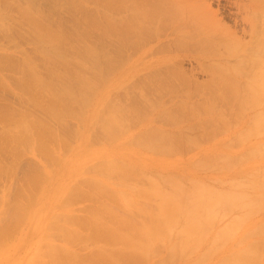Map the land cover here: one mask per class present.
I'll return each instance as SVG.
<instances>
[{
  "label": "bare ground",
  "instance_id": "6f19581e",
  "mask_svg": "<svg viewBox=\"0 0 264 264\" xmlns=\"http://www.w3.org/2000/svg\"><path fill=\"white\" fill-rule=\"evenodd\" d=\"M54 1H56V0H54ZM63 1H65V0H63ZM69 1H71V3H72V0H69ZM101 1L106 3V5H103L104 9L106 8V10H102L103 8L101 9L99 7L100 5H97L98 7L97 6L95 7V8H99L100 9L99 15L96 14L97 10H93V11H96L95 14L98 15L97 16L98 19L96 17L95 18L91 17L93 15V13H94V12H92V15H88L87 14L88 17L90 16L89 18L86 15H84V17L87 18L84 21L85 24H83L82 22H78L79 19H77L78 21L75 19L77 22L75 21L74 26H72L70 28L67 26L68 23L66 25L65 22H64V24H63V22H61V25H59V23H57L58 25L55 26V23L57 21L56 22H52L53 20L51 21V19L53 17H51V16L48 17V15H50V11H48L49 13L47 12L48 15L46 16L45 13H42L43 11L41 12L42 14L40 12H38V9H37V11H34V9H32L34 7V5H32L33 7L31 6L32 8L30 7L31 4L27 5L25 3H23L25 5H22V6H19V7L17 6L18 10H19L18 12H20L22 14V15L21 14L20 15L23 16V18H24L23 20H25V23L28 25L27 27L29 28V30H27V31L30 32V34H29L31 36L30 39H31L32 42L35 43V52L37 53L36 55L37 56L39 55L40 58H41L40 62L42 61V65L44 67V72L43 73L38 69L37 64H35L33 62V61H35L36 57H34L35 59L32 61L33 58L30 59L29 56L27 58V56L24 55L25 58L22 57L23 60L21 59L22 60L21 61L22 63H21L20 61H18V59L20 57V55H18L19 57L16 60L19 62V64H20L19 65V64L11 62V60H13V58L8 55L9 52H7V53H5V51L0 52V67H2L1 65H4L3 62H5V64H6V68L5 69L6 70H9L11 68V65H12V68H13V66H15V70L17 68V70L21 71V76L20 75L17 76V74L16 75L13 74L14 70L10 69V70H12L11 75H14V77L15 76L18 77L17 81H16V85H14V83H15L14 81H11L10 85L14 86L13 88H15L16 86L18 87L17 84H19L20 87L24 88V91L26 92L25 96H26L27 100L29 102H31V104L34 107L39 108L43 112V114H46L47 116H50L52 119H54L53 123H52V121H50V119H48L49 120L48 121L49 124L47 126L46 125L47 123L45 124V122H47V121L44 120L45 121L44 122L43 119H41L40 116H39L40 117L39 118L38 116L36 117V116H33V115L29 114V113L28 114L27 113H25V114L24 113H20L18 115L16 114V117L14 118L13 123H12L11 116L8 117L9 120L7 122V120H6L7 118H6V116L4 117V115H5L4 114L2 116V117H4L3 118L4 120L2 121V119H1L0 121L5 123L6 128H5V126L1 125V124H3L1 122L0 123V125H1L0 126V130H2V128L3 129L5 128V130H2L4 132V134L2 132L3 136L0 135L2 137L0 143L1 144L5 143L4 144L5 147H6L7 143L9 144V147H11L12 145L15 147V145L19 141H24L23 142L24 145L25 144L26 145L29 144L28 146L34 144L33 146H34L35 150H37V148H38L40 151L41 150L43 151V152H41L42 154L48 153V155H45V156L55 157V160H52V158H48V157H46V159H45V157H43L42 154H40V151H39V153H36L37 156L40 154V156H38L39 158L43 157L42 158L43 162H44V160H46L44 163H48V165L51 166L52 163H49L51 161L49 160V162H48V159H51L53 163L57 164V161H58L57 159L59 157L56 158L57 157V154H55L56 150L55 151L53 150L54 152H51L52 154H50V150L52 151L50 146H52V147L56 146L55 145L56 142H54V146L52 144L50 145L48 142L51 141L50 139L52 137L50 139H48L47 136H53L54 140H56L55 138H58L60 140V145H64L63 143L66 141V139H68L69 136H73V134L72 135H66V133H65V135L67 137H65V139L62 141V144H61V139L60 138L65 136L64 133H63L65 131L64 130L61 131L62 128H64V127H62L61 125L64 124L63 123V122H65L64 120L66 118H68L69 116L78 119V121L80 122V123H77L79 128H76V125H75V128L77 129V131L76 132L72 131L74 133V135H77L76 133L81 129V132H80L81 134L79 133V135H82V134L86 133L87 134L86 137L90 138V139L88 138V144H89V141H92L91 143H93V141H95V139H99V138L103 139L104 137L106 138L105 140L108 139L109 141L110 140L113 141V142L115 141V143L117 144V142L120 141V138H121V135L123 134V132L125 134L124 130H126V128H128L130 126V125L128 126V124H129V121L131 119L130 118L131 115L136 114L138 117L141 118V120L142 119L145 120L144 121L145 122L144 125H141V128L144 127L143 130L141 129L140 131H138L137 132L138 134L137 133L134 134V133L128 132V130H127L124 142H121V141L119 142V146H121V148L123 149V152H121L120 154L117 153V155L120 156L122 153H124L122 156L116 158V157H113V156H109L107 154L106 156H101L99 159H97L95 157L97 159L95 161H97V162L94 161L95 163H93V165H92L93 169H94V174H92L90 176H89V174L85 175V170L83 168H81V167L76 168V167H78V166H76L75 167L76 170H73V173L70 172V173H72V174H70L72 176L69 178L70 180H72L70 183L69 182L62 183V182L59 181L61 184L57 185V187L55 186V190L53 191V193H54L53 194V199H55V200H54L52 206L48 209L49 211L47 212V210H46L47 213L45 212L46 215L44 217L41 216V210L42 209L39 210L37 212V214L35 215L36 216L35 220H37V225H36L35 229H33V233H34V235L37 238V242L34 244L35 245L34 250L29 251L28 252L29 254H27L26 256L24 255L25 258L23 257L24 260H23L22 264H98V261H101V262H103L105 264H149L151 261H153L154 264H170L173 261L176 262V260H178V262H179V260L181 261L179 264H181V263L182 264H264V255H262V253H261V251H263L262 249H264L263 248L264 247V214H262V217L259 218V219L250 218L251 213H253L254 211L255 212L253 214H255L256 211H258V210H263V213H264V171L261 170V171H263V174L258 172L261 176L257 175V177H254L255 175L253 176L252 173L254 171H256L255 168L257 170H258V168L256 166L252 167L245 160V159H250V158H246V157H250V156H251V158L253 160L254 157H256V156L252 157V155H256V153L260 152V150H264L263 149L264 147H262V149H260V150L258 149V148H261V146L263 145L264 141H263V143H261L262 141H258L257 142L258 144L261 143V145L258 146V147H256L257 143L252 144V145L256 144L254 146V147H256V151H255L256 153L255 154H252V153H254V150H255V149H252L253 146L250 147V150L251 149L253 150V151L251 150V152H249L250 150H246L247 147L245 148V151H248V152H246L247 154L244 152V149L242 151H240L241 155H240V153H235V152H231V153L230 152L229 153H225L224 152V154H222L219 151V149H221L222 146L224 147L229 140L226 141V142L223 141L224 142V144H223V142L222 143L219 142L220 140L218 139V142L221 143L220 146H216L215 148H213V146H214L213 145L211 147L213 149L210 150L208 153H203V151H202L203 154H201V155H203V156L200 155L201 151L198 152L201 157L200 156L199 157L196 156L195 159H191L190 161L188 159L187 160L185 159L184 161L186 162V164L183 165V166H181L182 164L180 163V161L178 159L176 161H174V159L176 158L175 156H174V158L172 157L173 153L175 155H178L179 154L178 152H181L182 149L185 148L186 146H188V148H185L187 150V149H189V147L192 148V146L195 145L197 138L196 137L192 138L191 134L188 135L191 130L195 134L193 128H196V129L200 128L198 126H203V127H206V128L210 127L211 125L214 126L213 124L216 123L215 121H218V120L222 121V117L223 116L225 118V115L222 116V113H221L220 110L215 109V107L218 106L217 105L218 103H216V106H215V105H213V101L215 102L217 99L218 100L221 99V100H224V101L225 100L228 101L229 102L228 105H230V104L233 105V103H235V106L237 105L236 107H238V108H240L242 110L241 111L240 109L239 110L237 109L236 112L239 114V112L241 111L242 114L241 113L240 114L244 115L243 112H244V110H246V108L242 109V107L246 105V104L244 105V100H243V96H242V94H243L242 91H244V90L241 89L242 91L239 92L238 90H239L240 87H238V89L236 90V88H237L236 86L238 85V83L236 81V84H237L236 85L235 82H234L235 80H237L238 77H240L239 76L240 74H238V77L236 78L235 77L236 73H234V71H236V70L239 71L240 70L239 69V65L236 64L239 70L237 69V67H235V70L233 69L234 71L232 70V66H230L231 67L230 70H232V72L234 74L228 72L229 74L227 75V73L225 74L224 70L217 71V69L222 67V65H223L222 62H217L216 61L217 63L214 62L215 64H213V61L211 62L210 59L208 61H206V62H208V64L212 63V65L211 64L209 65V66H211L210 69H208L209 72H211V74H212V76L209 75L211 77V80L209 79L210 78L209 77V78H207L204 81V82H206V81L208 82V83H206L205 87L208 88L210 91H209V94L206 97V99H203V101H201L200 103L196 102L195 104L194 103L192 104V102L190 103V102H187V101H183V100H186V99L181 100V98H180L181 102L183 101L181 103V105H180L179 100L176 101L175 103H174V101H171V105L169 104L171 106V108L174 106V104H175L174 107H176L177 104H178V106L176 108L168 109L169 108L168 106L166 107L167 109L166 108H161V106L162 105L164 106V104L161 103V106H160L158 104V102H160L159 99H158V102H157V104L159 106L157 104H155L156 101H157L155 99L158 97V94H157V97L154 98V102L155 103L152 102V101L151 102L153 103L155 108L159 107L158 108L159 110L160 109H163V110L166 109L167 111H163L162 110L163 114H166L167 117L169 119H171L172 123L174 124V125L173 124L169 125V128L167 127V128L164 129V127H162L164 130L161 128V126H159L160 128L159 127H153V126H158L157 124L159 122V121L156 122L157 121L156 120L155 122L157 124H155V125H154V123H152L153 125L151 124V121L152 120L154 121V119H155L154 115H151V116L154 117V119H152L151 116H150V118H149V116H148V118H145L146 115H142V113H144V112H142L140 110L142 112L141 113L139 111V109H137V107H139L141 105V103L138 105V103H139L138 101H137L138 103H136L138 106L137 105H133L136 108H134L131 105L133 109L130 106L128 108V105L134 104L135 101L133 103L131 102L128 105L126 104L125 106H127V107H125L123 104L122 105L120 104L121 106L119 104H117V106L114 105V104H109V102L107 101L108 92L110 94V90L113 89V88H116L118 86L120 87L119 89H121V87L123 85H126V82H125L126 79H124L125 84H124L123 81H120V82H122V84H121L122 86L119 85L120 82H116V83L114 82V83L111 84V86H108L109 84H107V82H103L102 87H101V89L103 90L102 95L100 97L101 99L97 97V93H96L97 92L96 86L98 84H100V82L102 83V81H103L102 79H105V77H106V80H107V76H108V74H110L109 73L110 71L112 72L114 69L118 70L117 65H119V63H118L119 60L122 62V60L120 59L121 57L114 56L115 58H119V60L115 59V61L117 60V62L115 63L114 59L112 58L113 56H111V55H115V53H116L117 55L122 56L123 52L121 53L120 49L122 47H124V46L126 47V45H130L131 40H132L130 38V34L134 33L135 31H136L135 33H137L138 30H139V32L143 33L145 30H147V28H149V30H150V26H152V25L148 26L149 22L151 24H153L154 22H155L154 24H156V23L157 24H163V22L167 23L166 20H168V19L170 21H172V19H174L172 22L175 23V21H176L177 24L179 22V24H178L179 28H180L181 24L183 26H186V27L190 26L191 28L188 31V33L187 32L183 33V31L182 32L178 31V33H181V36L184 34L187 37V38L185 37L186 38V41H185L186 44H187V39L188 38L190 39V37H192L193 34H197L198 35L197 36L198 42L197 41H193V42L194 43L195 42L198 43V45L201 46V47L198 46V48H200V49L203 48L200 51L204 52V54H207V55L212 53V52L213 53L215 52L216 54H218L216 49L215 48L213 49V46L215 45V43L217 41H221V42H217L219 45L222 44V42H224V43L226 42L223 45L225 47L227 46L228 49H229V50L226 49V51H228V53L226 55H229V54L232 55L233 52L237 54L238 48L240 46L237 47V51H236L234 49V46H236V45H234V43L232 44L231 42L234 40L235 44L238 45V43H236V41H239V40L237 38H236L237 40H235L234 38H233V40H231V38L227 37V38H229L231 40V42H230L231 45H230L229 42H228V39H227V41H225V39H224L225 37L222 39V36L225 33L224 31H222L223 35L220 34L221 37L218 36V38L221 39V40H219L214 35L215 39L216 40L218 39L217 41H215L214 37L211 34L216 32V30L219 27L216 28L215 24H213L211 22H207L204 19V18H207L206 17L207 15L202 17L203 20H202V18L197 17V18H199V20H198L195 15H192V14L189 15L187 13L188 11L185 9L186 6H184L185 8L183 7V9L186 10V13H185V11H182L183 4L182 5H180V4L176 5V3H173L174 0H172V2L170 4L165 2V4L169 5L170 7L169 6L166 7V5L164 3H163L164 6L161 5L162 2H163V1L160 2L161 0L160 1L159 0H157V1L155 0L156 3L158 1H159L158 3H160V5L156 6L155 8L153 7L154 3L152 5L150 4V6H152V7H146L147 5H149L150 2H153V1L149 2V0L146 1L147 5L145 4L146 2L144 3V0H142L143 3L146 5L145 7H141L143 4L140 1L139 2L142 5L138 6V8L136 7L137 4H135L134 7H133V4L132 5L130 4L129 6H131L134 9V10H132L133 12L131 11L132 8H130L129 9L130 10L129 13H131V12L132 13L127 15L125 17V19L121 18V17H124V14L121 13L123 16L118 17L116 19L115 23H113V21H114L113 20V16H115L116 14L113 15V16L111 15L110 16V17H112L111 19L109 18V15L111 14L112 11H114L112 9H114L117 6V4H115L116 1H115V3L112 2L111 0H101ZM256 1H258V0H255L254 3H256ZM9 2L11 3L13 1H9ZM17 2L20 3V1H16V3ZM29 2H30V0H29ZM46 2L49 3V1H46ZM73 2H75L76 5L78 3V2H76V0H74ZM86 2H88V1H86ZM128 2H129V0H128ZM131 2H132V0H131ZM139 2H137L138 5H139ZM169 2H170V0H169ZM260 2L262 3V0ZM260 2L258 1L257 3L259 4ZM7 3L8 2L6 0V4ZM19 3H17V5ZM59 3H60V1H59ZM65 3L68 5V2H65ZM71 3L69 5H73L76 8L74 3H72V4ZM81 3L83 4V2H81ZM81 3H79V4H81ZM96 3L100 4V3H98L95 0V4ZM132 3H135L134 0H133ZM2 4H1V6H2ZM21 4H22V2H21ZM120 4H119V8H120ZM125 4H126V2H125ZM125 4L123 6H125ZM262 4H259V9H256V12H257V10H261L262 11V9L260 8V6ZM1 6H0V31H2L4 34L3 33L2 34L0 33V34H1L2 38H3V35H5V36L7 35L8 37H10L12 32H13V34L15 32L14 31V27L17 26L16 24H11V23L14 22V20L16 18L13 19V22H12V19H10V18H13V17L11 15H9L8 13H6V11H3L5 8H3V10H2ZM8 6H10V5L8 4ZM78 6H79V9H80V7L83 9L82 6H80V5H78ZM127 6H128V4H127ZM178 6H180V8ZM5 7H7V6H5ZM12 7H14V6H12ZM17 7L15 9H17ZM61 7H63V6H61ZM112 7H114V8H112ZM246 7H247V3H246ZM88 8L89 7H87V9ZM92 8L95 9L94 6ZM116 8H118V7H116ZM70 9H71V7L69 8V10ZM253 9H255V8H253ZM253 9H251V10H253ZM10 10H8V11L10 12ZM192 10H194V9H192ZM15 11H17V10H15ZM76 11H78V10H76ZM76 11H75V13H76ZM108 11H111V12L109 13ZM114 12H112V13H114ZM193 12H195V11H193ZM244 12H245V10H244ZM251 12H254V11H251ZM79 13H81V12H79ZM86 13H88V12H86ZM195 13H193V14H195ZM73 14H74V12H73ZM199 14H197V15L201 16V13H199ZM203 14H205V13H203ZM203 14H202V16H203ZM257 14H258V12H257ZM20 15H18L19 19L21 18ZM263 15H264V13H263ZM74 16H76V15H74ZM77 16H79V15H77ZM248 16L250 17V15H248ZM259 16L261 17V14ZM50 17H51V19H50ZM81 17L83 18V14H82ZM140 18H141V20H139ZM8 19H10V22H9ZM60 19H62V18H60ZM119 19L121 20V23L123 21V24H120V26H115L116 23L120 22V21H118ZM148 19L151 20V21L148 22ZM252 19H254V18H252ZM83 20H84V18L82 19V21ZM17 21H18V19H16V21H15L16 23L20 22V21L19 22H17ZM261 21H264V19L262 18V20H260V22ZM216 22H218V21H216ZM251 22H248V23H251ZM22 23L24 24V22H22ZM22 23H21V25H23ZM254 23H255V21H253V23H251V24L254 25ZM18 25H20V23ZM21 25L18 26V27H21ZM82 25H84V26H82ZM95 25L100 29V31H99L100 40L103 39V38H107L106 40L110 41V38H111L110 35L113 36V38L115 39V35L117 34L116 35L117 36L116 41H118L120 43V46H119L118 49L113 50V52L115 51L114 54H111L113 52L109 53L110 52L109 50H108L109 52H107L106 50L104 51V49L102 50V48L100 50V47H102V46H99V45L97 46L96 44L94 46V44L91 43V41L89 43V40H87L88 42H86L85 37L87 36V33H89L88 32V28L93 26V29H94ZM86 26H88V28H86ZM249 26H251V25H249ZM256 26H257V24H256ZM261 26H263V25H261ZM261 26H260V28H261ZM18 27H17V29L20 30ZM25 27H26V25H25ZM153 27L154 26H152L151 29H153ZM223 28H224V26H223ZM21 29H22V27H21ZM136 29H138V30H136ZM15 30H16V28H15ZM149 30H147V31H149ZM218 30H221V27ZM22 31H24V30H22ZM153 31H154V29H153ZM256 31H258V29H256L255 32ZM170 32H172V30ZM205 32H207V34L210 33V35L213 38L210 35H207ZM18 33L21 34L22 32L21 33L18 32ZM202 33H205V34H202ZM257 33H256V35H259L260 31H259V34H257ZM13 34H12V37H13ZM15 34H17V31H16ZM94 34H96V33H94ZM232 34L233 33H231L230 35L232 36ZM262 34L264 35V31H262ZM97 35H98V33H97ZM153 35L155 36V34H153ZM227 35L229 36L228 33H227ZM23 36L20 35V37H23ZM179 36L176 38V41H177V39H178L179 42L184 41V39H181V37L179 38ZM26 37H27V35L25 36V38ZM5 38H7V37H5ZM10 38H8V39H10ZM13 38L16 39L15 37H13ZM13 38H11L12 41H13ZM18 38H19V35H18ZM18 38H17V41L20 39V38L19 39ZM98 38L96 37L97 41H99ZM195 38L193 37V39H195ZM0 39H1V37H0ZM11 39H10V41H11ZM88 39H90V38H88ZM114 39L111 40V41L113 42ZM135 39H134V41H136ZM138 39L141 40L143 38L138 37ZM179 39H181L182 41H180ZM255 39H257V38H255ZM106 40H104V41H106ZM262 40L263 39H261L260 41L262 42ZM10 41H8V42H10ZM27 41H29L28 37H27ZM176 41H175V43H176ZM260 41H259V43H261ZM15 42L16 41H14V43ZM76 42L79 44V46L76 44ZM81 42H83V43L81 44ZM132 42H133V40H132ZM137 42H135V43H137ZM141 42H143V41H141ZM191 42L192 41L189 40L188 43L191 44ZM193 42H192V44L195 45ZM253 42H255V41H253ZM182 43H184V42H182ZM217 43L215 45L216 48H218V44ZM256 43L259 44L257 41H256ZM228 44H229V46H228ZM139 45H140V43H139ZM180 45H181V43H180ZM180 45H178V46H180ZM181 46L183 47V44ZM132 47H133V45L131 46V48ZM243 47L246 48L245 45ZM243 47H241V48H243ZM20 48H21V46H20ZM207 48L209 49V51H208ZM247 48H248V46H247ZM250 48L247 49L248 52H249ZM262 48L264 49V47H262ZM0 49H1V47H0ZM122 49L124 50L125 48H122ZM257 49H261V48H257ZM131 50H129V51H131ZM193 50H197L196 46H195V49H193ZM125 51H126V49H125ZM244 51H245V49H244ZM260 51H258V52H260ZM202 52H200V53H202ZM221 52L223 53L222 50H221ZM221 52L219 51L220 55H223V54H221ZM251 52H250L251 55H249V53H246V55L249 56V57H246L248 59H245L244 58L245 54H242V53L241 54L244 55L243 57H240L238 55L237 56L239 57L240 60L242 58V61L245 59L243 64H246L245 62H246V60H248V63L246 65H250L249 61L251 62V60H249V59H253L252 64L255 63V62H258V63L264 62V58H262L263 61H261L260 60L261 57H259V56H257V58L259 60L253 58L252 56L254 54V51L252 53ZM17 53L19 54V52H17ZM260 53H258V54H260ZM12 54H13V56H15L14 53H11V55ZM201 55H203V54H201ZM21 56H23V55H21ZM203 56H206V55H203ZM237 56H236V58L235 57L233 58L234 61L231 60L232 58L230 60L232 62H235V60L237 59L238 61L236 60V63H238V62L240 63V60L238 59ZM207 57H209V56H207ZM229 57H233V56H229ZM254 57H256V56H254ZM37 58H39V57H37ZM223 58H224V61L227 60L226 59L227 57L225 58L223 56ZM127 59H125V62L128 61ZM144 60L145 59L143 58V62H142V59H141V64L146 62V61L144 62ZM164 60L166 61V59H164V58L161 61H164ZM176 60H175V62H176ZM17 61H15V62H17ZM135 61H137V59ZM139 61H137V62H139ZM228 61L229 60H227L226 63ZM158 62H160V60ZM206 62H205V64H206ZM7 63H9V64L11 63V64L8 65ZM218 63H221V66ZM258 63H255V65L256 64L258 65ZM121 64H123V63H121ZM151 64H153V62ZM208 64H207V66H208ZM126 65H123V66H126ZM159 65L157 64L156 66L158 67ZM228 65H230V64H228ZM18 66H19V68H18ZM129 66L131 67V65H129ZM156 66H153V67H156ZM171 66H173V65H171ZM218 66H220V67H218ZM260 66H262V68L261 67H256L255 68V70L259 69L258 70L259 73H261L260 72L261 70L263 72V76L262 75L261 76H257V78L260 77L259 78L260 80H258V81H261V83L259 84V82L257 81L258 84L257 85L254 84L255 86L259 85L257 87V89L255 88L256 90H254L252 88L253 86L251 84L249 85V81L251 83V80H249V79H250V77L252 78L253 75H251V74H253V71L255 72L254 74H257L256 71L253 70V68H251L252 66L249 67V69L250 68L252 69L251 70L252 73H251L250 70H248L250 72V74H248V75L249 76L251 75V76L250 77L248 76L249 78L246 77V79L248 78L249 81H247L248 83L244 82V83H246L245 84L246 85L245 86V89H246L245 93L246 94L249 93V97H250V98L246 97V94H245V97L247 98L245 100V102L246 101L248 102L250 100L248 105L249 106H250V104L252 106L254 105L253 107H249V108H254L256 106V104H260V106H262V102H263V105H264V85H261L264 82V79H263V77H264V65H260ZM200 67H202V66H200ZM205 67H206V65H205ZM205 67L203 66V69ZM128 68L129 67H127V69ZM176 68L177 67H175V70H178ZM207 68H205V70ZM226 68L228 70V66ZM240 68H241V66H240ZM123 69H125V68H123ZM135 69H136V66H135V68L133 70H135ZM152 69L156 72L155 68H150V69H147V70L151 71ZM243 69H244V67L241 68V70L244 71V74H245L246 71H245V69L244 70ZM163 70H165V69H163ZM208 70H206L207 73H208ZM230 70H228V71H230ZM16 71H15V73H16ZM120 71H121V69H120ZM154 71H153V73H155ZM4 72L1 71V73H3V74H4ZM9 72H11V71H9ZM122 72H125V70L124 71L122 70ZM145 72H146V70H145ZM166 72H168V70ZM131 73H132V71H131ZM148 73L149 72H147L146 74L148 75ZM153 73H152V71L150 72V74H152V77L154 78L155 76H157L156 75L157 73H155V75ZM183 73H185V72H183ZM183 73H180V75L183 74ZM9 74H8V77H7L8 79L6 77H4V79L12 80L11 77H13V76H11L9 78ZM137 74H138V72H137ZM137 74H135V75H137ZM176 75H175V77H177ZM5 76H7V73H5ZM128 76H129V74L127 75V77ZM132 76H134V75H132ZM150 76H148V78ZM241 76H243V75L241 74ZM145 77H147V76L145 75ZM171 77H172V75H171ZM182 77H183V75H182ZM113 78H115V77H113ZM129 78H132V77L129 76ZM173 78H174V75H173ZM13 79H15V78H13ZM261 79H263V80H261ZM7 80H6V84H5V81L0 77V84L4 85V86L6 85L7 88H8L9 85H7ZM108 80H109V78H108ZM157 80H158V78H157ZM139 81H140V79H139ZM159 81L161 83L163 82V80H159ZM252 81H254V78H252ZM12 82H13V84H12ZM105 83L107 84L106 86H104ZM254 83H256V82L254 81ZM143 84H146V82L144 81ZM189 84L191 85V83H189ZM247 84H248V86H252V87H250V89L247 88L248 87ZM141 85H142V83H141ZM242 85L243 84L241 82L240 86H241V88L244 89V87H242ZM149 86H151V85H149ZM153 86L151 88H153ZM195 86H196V84H195ZM195 86H194V90H195L194 92H196V95L195 94L194 95L196 97L197 94L200 91H198L197 88H195ZM231 87H233V88H231ZM159 88H158V90H160ZM164 88L167 89L165 86H164ZM179 88H180V86H179ZM225 88H227V89H225ZM18 89H20V88H18ZM129 89H128V91H129ZM191 89H193V87ZM247 89H249V90L253 89L254 91L253 92L250 91V92H252V94H251L249 92V90L247 92ZM1 90H2V88H1ZM126 90H127V88H126ZM148 90H149V87H148ZM148 90H146V92H148ZM151 90H149V92ZM153 90H154V93H155L156 89H153ZM185 90H184V93H185ZM203 90L201 91L202 93L204 92ZM235 90H236V92L238 91V93H239V95H241V97H238L239 95H238V93L235 92ZM144 91H145V89H144ZM6 92H8V91H6ZM11 92H14V91H10V93ZM182 92L183 91H181V95L184 96V94H182ZM0 93H2V92H0ZM94 93H95V98L94 99H97V100L93 101V102H96V103H93V105H92V103L90 102L92 106L88 110L87 108L89 106L87 107V105L89 103V98H90L89 96H91ZM205 93H203V94H205ZM12 94H14V93H12ZM17 94L15 93L14 96L17 95ZM132 94H134V93H132ZM151 94L153 95V92L152 93L150 92V97H151ZM174 94H176V93H174ZM187 94L189 95V97L190 96L193 97L191 95L193 93L190 92V94H189V89H188ZM187 94H185L184 97L189 98ZM117 95L115 97H118ZM137 95H138V93H137ZM145 95H149V93L148 94H144V97L142 99H145ZM179 95H180V93H179ZM200 95H201V93H200ZM140 96H141V93H140ZM168 96H170V94ZM168 96H167V98H168ZM132 97H133V95H132ZM154 97H155V95H154ZM172 98H171V100H172ZM19 99H20V97H19ZM151 99H153V98H151ZM151 99H149V100H151ZM190 99L192 100V98H190ZM190 99H189V101H190ZM232 99H234L236 101L233 102V101H231ZM3 100H5V99H3ZM3 100L1 101L0 104H2L3 102L5 103V101H3ZM115 100H117V98ZM173 100H175V98H173ZM141 101H143V100H141ZM224 101H221V102H224ZM230 101L232 103H230ZM17 102L19 103V100ZM144 102H146V101L144 100ZM167 102H169V101L167 100ZM236 102H237V104H236ZM15 104H16L15 107H17L18 104L17 103H15ZM172 104H173V106H172ZM142 105H144V104H142ZM149 105H150V103H149ZM221 105H219V106H221ZM225 105H227V104H225ZM145 106H143V107H145ZM151 106L152 105H150V107ZM224 106H222V107H224ZM260 106H259L258 110L260 109ZM8 107H12V105L10 106V103H9ZM8 107H4V108H8ZM20 107H18V108L21 111L22 109ZM263 107L264 106H262L261 109ZM177 108H178V110H181L183 108H187L186 110H187V112L190 115L191 114L192 115L193 114L194 115L195 114H199V115L201 114V117H203L204 114L205 115L206 114H208V115L210 114L211 118H209V117H207L205 115H204V118H201L200 116L196 115V116H193L194 121L191 120V122L187 123V125H185V123H184V125H185V127H184L183 125H180V123H177L178 119H180V120L183 119V117L181 119V117L177 116V114H176V111H178ZM225 108H226V106H225ZM229 108H231V106H229ZM229 108H227V110ZM249 108H248V110H249ZM12 109L13 108H11V110ZM16 109L17 108H15L14 110L16 111ZM141 109H142V107H141ZM150 109H151V111L153 110L152 107ZM150 109H149V111H150ZM23 110H24V108H23ZM37 110H35V111H37ZM258 110H257V113L255 111H253L256 114L254 113L255 115L253 114L252 119H249V121L252 120V123H251L252 125L250 127H248L249 125L245 126V128H244L246 136H243L244 135V132H243L244 129L243 128H238V130L239 129H243V131L242 130L238 131L240 133L235 131L237 134L236 135L232 134V137L235 138L234 141H236V139L238 138L237 136L240 135L241 133H243V134L240 135L238 140L244 141L242 139H246L248 137V134L251 135V133L252 134L254 133L253 135H256L257 132L261 133L264 130V108H263V110H259V111ZM147 111H148V108H147ZM234 111H235V109H234ZM42 112L41 113L37 112V113L42 116L43 115ZM223 112L225 113V111H223ZM154 113L152 112V114H154ZM157 113H158V116H161L160 112H157ZM177 113H179V111ZM226 113H227V111H226ZM251 113H252V111H251ZM128 114H130V115H128ZM166 115H164V116H166ZM230 115H232V114H230ZM43 116H42V118H43ZM127 116L129 118H127ZM212 116H214V117H212ZM12 117H14V116H12ZM232 117H230V118H232ZM234 117H235V115H234ZM244 117H246V116H244ZM247 117H250L249 114H247ZM125 118H127L129 120V121H125V124L127 122L126 125L124 124V119ZM159 118H157V119H159ZM164 118H166V117H164ZM195 118L197 119L196 121H195ZM208 118L211 120V123L213 122L212 124L210 123ZM237 118L238 117H237V114H236V118H234V119H236L235 121H238ZM132 119L136 120L137 118H135V119L132 118ZM161 119H163V117ZM161 119H160V122H161ZM187 119H189V118L187 117ZM213 119H217V120L212 121ZM243 119H245V118H243ZM224 120L227 121V119H223V121ZM228 120H229V117H228ZM69 121H72V119L69 120ZM183 121H184V119H183ZM208 121H209V123H208ZM221 121H219V122H221ZM235 121H233V124L235 123ZM247 121H245L244 123L247 124ZM6 122H7V124L9 122H11V123H9L8 124L9 126H8L6 124ZM50 122H51V124H50ZM54 122H57L59 124V127L61 128V130H60L61 132L59 130L57 131V129L59 128L58 124L57 125L55 124L58 127L57 129H55V126L52 125V124H54ZM73 122L75 124V121H73ZM162 122H164V121H162ZM219 122L217 124H219ZM229 122H231V121H229ZM229 122H228V124H232V123H229ZM241 122L243 123V121H241ZM131 123H133V121ZM168 123H166V124H168ZM207 123L211 124V125L207 126L208 125ZM222 123H220V124H222ZM225 123L227 124V122H225ZM10 124L12 126L14 125V127H12ZM67 124H69V123H67ZM203 124H206V126H204ZM49 125H51V126L49 127ZM151 125H152V127H151ZM7 126L10 127V128H7ZM64 126H67V125L64 124ZM186 126H188L189 128H192V129L190 131L189 130L186 131L188 139H186V138L184 139L182 137L184 139L183 140L182 138L180 139V137L184 136V134H185L184 130L188 128ZM217 126L218 125L215 124V128L213 130H215L217 128ZM224 126H226V125H224ZM232 126H231V128H232ZM123 127H125V129H123ZM91 128H94V130L96 129L98 131H101L102 135L99 136L98 134H96L97 135L96 137H98V138H95V135L93 137V133L94 132L92 134L90 133V130L93 131V129H91ZM206 128L203 129V130H205V132L202 131V130H201V132L206 134V135H204V137L206 138V136H207V139L209 140L210 138H208V134L209 133L212 134L213 130L211 131L208 128L210 131L207 132L208 130H206ZM218 128H220V127H218ZM218 128H217V130L219 131ZM223 128H221V129H223ZM72 129H74V127L71 128V130ZM221 129H220V133L222 132ZM65 130L67 131V129H65ZM226 130H227V128H226ZM192 131L190 133H192ZM72 132H69V134L72 133ZM217 132L215 130V133H217ZM181 133H183V135H181ZM199 133H200V130H199ZM232 133H234V132H232ZM198 134H196V135H198ZM179 135H181V136L179 137ZM91 136L93 137V139L91 138ZM101 136H104V137L101 138ZM201 136H203V135H201ZM242 136H243V138H242ZM77 137H78V135H77ZM79 137H78V139H79ZM213 137L214 136H212L211 138H213ZM223 137L224 136H221L219 138L223 139ZM229 137L231 138V136H229ZM45 138L48 140V142L45 140ZM72 138L75 140L74 137H72ZM234 138H232V139H234ZM252 138H254V137H252ZM201 139L199 141H201ZM207 139L205 141H207ZM227 139H228V137H227ZM227 139H224V140H227ZM258 139H261V138H258ZM71 140L72 139L69 138L67 140L68 143L65 144V148L67 147L66 151L71 149L69 146H67V145H70L72 143L73 140L72 141ZM99 140H96V141L98 142ZM105 140L103 139L102 141H105ZM211 140H209V141H211ZM254 140H255V138H254ZM69 141H71V142H69ZM81 141H82V138H81ZM232 141L233 140H231V142ZM29 142H32L33 144H30ZM202 142H203V139H202ZM218 142H216V143H218ZM238 142H240V141H238ZM84 143H85V141H84ZM94 143H96V142H94ZM235 143L236 142H234V144ZM111 144H113V143H111ZM191 144H193V145L191 146ZM245 144H247V143H245ZM19 145H20V142H19ZM47 145L48 146L50 145L49 146L50 147L49 150H48V146ZM58 145H59V143H58ZM100 145H97V146H100ZM227 145L230 146L229 144H227ZM13 146H12L11 149L15 150L16 154L14 153V155L20 156L21 154L18 153L19 151L17 152V147H15L16 148L15 149V148H13ZM200 146L201 145H199V147ZM205 146L208 147V145H205ZM5 147L2 146V148H5ZM68 147L70 149H68ZM110 147H112V146H110ZM113 147H115V146H113ZM235 147H236V145H235ZM2 148L0 147V149H2ZM20 148H21V146L18 148V150ZM98 148L99 147H97V150H98ZM226 148H229V147L226 146ZM236 148L238 149V147H236ZM239 148H240V145H239ZM241 148H243V147H241ZM241 148H240V150H241ZM6 149H10V148L6 147ZM4 150L5 149H2L3 152H4ZM24 150H23V152H24ZM47 150H48V152H47ZM73 150H75V149H73ZM257 150H259V151H257ZM7 151L9 152V150H7ZM20 151H21V149H20ZM84 151H85V149H84ZM5 152H6V150H5ZM32 152H33V149H32ZM35 152H38V150L35 151ZM93 152H94V149H93ZM103 152H102V154H103ZM160 152H167L166 154H168V157L167 158H156L155 154H159L157 156L160 157V154H161ZM262 152H264V151H262ZM53 153H54L55 156H53ZM100 153L101 152H99V154ZM106 153H104V154H106ZM151 153L152 154L155 153V154H153L154 156ZM248 153L249 154L251 153V155L248 156ZM1 154L2 153H0V155ZM6 154H7L6 156H8L7 152H6ZM32 154L35 156V153H32ZM64 154H67V153L64 152ZM68 154H69V152H68ZM77 154H78V152H77ZM99 154H97V157H98ZM109 154H111V153H109ZM163 154L164 153H162V155ZM187 154H188V152H187ZM189 154L192 156V154L190 152H189ZM193 154H194V152H193ZM242 154H243V156H242ZM4 155H5V153H4ZM23 155L25 156V153L22 154V156ZM190 155L187 158H189ZM64 156H66V155H63V157ZM164 156L166 157L167 155L164 154ZM240 156H242V157H240ZM92 157H93V155H92ZM184 157L185 156H183V158ZM181 158H182V156L180 157V159ZM190 158H192V157H190ZM211 158L213 159V161H212ZM217 158H219V159L222 158L223 161L221 162L220 160H217ZM258 158H260V156ZM12 159H13V156L11 157V161H12L11 163H13V164L9 163V165L11 164V165L14 166L17 162L14 161L15 162L14 163L13 162L14 159L13 160ZM21 159L22 158H20V161H21ZM31 159L33 160V158H31ZM207 159H209L213 163H210V164H209V162L207 163V161H209ZM9 160H10V158H9ZM15 160L18 161L17 160V156H16ZM205 160H207V161H205ZM214 160H217L218 165H217V163H215L216 161L214 162ZM1 161H3V160H1ZM35 161H37V160H35ZM84 161L85 160H83V162ZM178 161H179V165L181 164L180 165L181 167H177V164L175 162L178 163ZM5 162H7V161L5 160ZM8 162H10V161H8ZM39 162H41V161H39ZM39 162H36L37 163V168L38 169H42L43 166L40 168ZM91 162H93V161H91ZM1 163L3 164V162H0V164ZM60 163H61V161H60ZM201 163L202 164H206V165L209 164V168H211L210 166L212 164L214 165V163H215L217 165V167L219 166L218 170H219L220 167L221 168H226V169H227V167L229 169H231V167H232V168H234L232 170L236 171V174H237V176L238 175L240 176V177H238L240 179L239 180L238 179H235V180L232 179L231 182L229 181L230 184L229 183H227V184L224 183L226 185L229 184L227 187H224V189H223V187H220V186L216 187L213 183L211 184L210 182H207L206 179H204V178H202V177H200L198 175V173L196 171V168L199 169V166L202 167ZM55 164H54V166H55ZM7 165H6V167H7ZM11 165L9 167L5 168L3 170L4 171L3 173H6V172L9 173L10 171H12L11 173H9V175L13 178V175L15 174V172L13 174V169L11 170V167L15 168L16 165L14 167L11 166ZM38 165H39V167H38ZM61 165H63V164L61 163ZM186 165H190L192 167H185ZM26 166H28V164ZM50 166H49V168H50ZM87 166H89V164H87ZM0 167H1V165H0ZM32 167H34V166H32ZM70 167H72V166H70ZM201 167H200V169H201ZM263 167H264V165H263ZM2 168H0V169H2ZM29 168L30 167H28V169ZM34 168H31V170H34V171H32L34 173L37 172L38 175H37V173H35V174L38 177H36V175L33 174L32 172H30V169L28 170L29 171L28 173L26 172L27 176L24 173H22V175L26 176V178H27V179L23 178L24 181L28 180L29 177L31 178V174H29V173H32L34 175L33 178H35V179L31 178L32 180L29 178V181H32L31 183H28V181H25V182H27V184L25 183V186H24V183L21 184V186L22 185L24 186L23 187L24 190H23V188H22V190L24 192L26 191L25 192L26 194H25L24 198L22 197V195H24V194L21 195L22 192L18 193L16 190L13 189L14 190L13 191L12 188L11 189L8 188V189L12 190V191L9 190L11 195L13 194L11 192H15L16 191L18 194L16 196L15 195L16 192H15L14 196L17 197L18 200H19V197H22L26 201L28 200L27 203H25L26 201L25 202L18 201V200H16V198H15V200H13L14 198H12L13 202L11 201V198H10L9 202H6V200L9 199L8 196H10V195H8L9 192H6L7 190H5V189H7V187H12V184H11L12 181H10L11 185L8 186L9 182H7V181L9 180V175H7V173H6V176L4 175V177H8L7 178L8 180H6L3 177L4 178L3 180H5L4 184L7 185L6 188L2 187V188H5L4 191H2V192L0 191V193H1L0 194V203L2 204V207L0 208V257L3 260H4V256H5L4 253L6 252L7 247L9 245H11L10 244L11 242H13V239H12L13 237L12 238L10 237L11 239L9 238L10 233H13V229H11L12 230L11 231L9 228L12 227V225H13L14 230H16L15 228H17V231H16V233H17L18 231H20V228H21L22 224L25 221H27V220L31 221V217H33V215H31V213L29 212L27 205H29V203H32V200L34 198H36L38 193L43 190V183L45 184V182H46L45 180L50 179L48 177L52 176V172H51V175L48 176V172L47 171L44 170L45 172H42L43 170L41 171V170L36 169V167H34ZM44 168H45V165H44ZM205 168H208V167H205ZM51 169H49V170H51ZM89 169L90 168L87 167V170H89ZM93 169H90V171H93ZM202 169H203V167H202ZM260 169H263V168L261 167ZM18 170H20V168ZM211 170L214 171V169H211ZM251 171H253V172H251ZM59 172L60 171L58 170V173ZM153 172H155V173H153ZM249 172L251 173L250 177L247 176ZM11 174H13V175H11ZM211 174L212 173H210V176H211ZM65 175H66V173H65ZM0 177H1V170H0ZM216 177L215 178L217 180H219V182H220L221 181L220 180L221 177L220 176H216ZM12 178H10V179H12ZM62 178H63V176H62ZM111 178L115 179L118 182L119 185L121 184L122 187H117L115 185L117 182L116 183H115V181L113 182V180H111ZM211 178L214 179L213 177H211ZM52 179H54V178H52ZM209 179H210V177H209ZM216 179H214V180H216ZM224 179H222V181H224ZM20 180L23 181L22 178ZM64 180H65V178H64ZM85 181H86L87 184L86 183H84V184L88 185V186L85 185L88 188V190H87V188H84V190L86 189L85 191H87V192L83 191V188L81 186L82 185L81 183H83ZM225 181L227 182V180H225ZM49 182H48V184H49ZM78 182H80V183H78ZM216 182H218V181H216ZM28 184H30V185H28ZM84 184H83V186H84ZM220 184H222V183L220 182L219 185ZM79 192H82V193L84 192V194L88 195V197H85V195H84L83 196L84 199H87V198L89 199V196H90L91 198H93V199H90V200L91 201L94 200L93 205H91L92 207L89 206L90 203L88 204V206L90 208L87 205L85 206L86 209L84 207H80L81 212H83V210L87 211V213L85 212L86 213L85 215L80 212L78 207H76L77 202H76L75 205L73 204L75 207L72 205V207H74V209L76 208V212L78 211L79 213H81L80 215H84L83 217H81L79 214H77L78 212L77 213L74 212L73 211L74 209H72L70 207V204L72 202L77 201L75 198H77V196L79 195ZM18 195H19V197H18ZM74 195H76L75 198H74L75 201H72V200H74L73 199ZM43 196H45V195H43ZM7 197H8V199H6ZM49 198H50V196H49ZM49 198H48V200H49ZM78 198H80V197H78ZM81 198H82V195H81ZM20 200H22V199L20 198ZM45 200H47V199H45ZM82 200H83V198H82ZM78 201H79V199H78ZM37 202H38V200H37ZM39 202H41V201H39ZM46 202H48V201H46ZM1 204H0V206H1ZM30 206H31V204H30ZM32 206H33V204H32ZM79 206H82V204L79 205ZM47 207H49V206H47ZM47 207L45 206L44 209H46ZM234 207H236L235 210L243 208V211H245V210L246 211L245 212H243L241 210L240 211L245 213V214H241V215L240 214L239 215L235 214V215H237L239 217L234 216V218H233L232 215L234 214V212L232 211L231 214H228L229 215V217H228L226 215V213L228 212V209H231V208H234ZM34 208H36V207H34ZM82 208H83V210H82ZM225 210H227V211L225 212ZM222 211L225 214L224 213H220ZM7 212H10L9 217H10V219H12V222H13V223L9 222L11 224V226L9 224H7V226L8 225L10 226L9 228L5 227V225H1L3 223L2 222L3 219L6 222L5 217H7L6 216ZM235 212H237V211H235ZM33 214H34V212H33ZM78 215L81 217V219H78L79 218ZM222 215H223V217L226 215L229 218V220H230V218H232L233 220H230L231 222H229L227 224L225 223V221H223L222 229L217 230L213 234H209V238H208V233L212 229L211 225L214 222H216L215 221L216 219L219 218V220H220L222 218ZM217 216H218V218H216ZM219 216H221V218ZM235 217H237V218H235ZM223 220H225V219H223ZM240 225H241L240 233L238 235V238H235L237 235L234 237V234L239 229ZM220 226H221V224H220ZM30 227H31V225H30ZM27 231H29V230H27ZM20 233H19L18 236L21 235ZM14 234L15 233H13L12 236L15 237L16 234L15 235ZM55 234L56 235L58 234V235L56 236ZM210 235H212V236H210ZM53 237L56 238L58 241L60 239L61 240L63 239L64 241H63V243L59 241L60 242V244H59V242L57 243L53 239ZM58 237H61V238L58 239ZM21 238H23V236ZM28 239H29V236H28ZM30 239L33 241L34 238L33 239L30 238ZM75 239L79 240L80 244H76L75 243V241H76ZM31 240L29 241L30 245L32 243H34ZM22 241L23 242H26V241L28 242V240H26V239L22 240ZM76 242L79 243L78 241H76ZM88 242H89L88 246L91 247L88 250L89 253L87 251H85V254H84V250H86V248L82 251V253L84 255L81 254V252H79V250H78V252H79L78 253L77 252L78 245H81V246L84 245V247H86L85 245H87L86 243H88ZM18 243H20V242L18 241ZM72 243H75L76 245H73L74 246L73 247ZM25 244H27V243H25ZM91 244L93 245V249H92V245ZM200 245L204 246V249H202L201 253H199L197 256H194L191 259L189 254L191 252H193ZM75 246H76V248H75ZM162 246H164L166 248V251L164 252V254L161 251V249L164 250L162 248ZM22 247H23V245H22ZM83 248L82 247L80 248V246H79L80 251ZM160 251H161V255H159ZM157 255H159V256L156 257L157 258L156 259L155 256H157ZM214 256L216 257V260L214 262H212V260L215 258ZM20 257H22V256H20ZM14 258H15V256H14ZM152 259H154V260H152ZM10 260H12V258ZM18 260H19V258H18ZM20 260H21V258H20ZM96 260H97V262H96ZM94 261H95V263H94ZM16 262L18 263L17 260H16ZM174 262L172 264H174ZM5 263H7V262H5Z\"/></svg>",
  "mask_w": 264,
  "mask_h": 264
},
{
  "label": "rangeland",
  "instance_id": "374dc122",
  "mask_svg": "<svg viewBox=\"0 0 264 264\" xmlns=\"http://www.w3.org/2000/svg\"><path fill=\"white\" fill-rule=\"evenodd\" d=\"M9 1H13V2H9ZM7 0V4H6V0H0V6H1V4H2V10H3V8H5L3 11H6V13H8L9 15H11L13 18H10V19H12V22H13V19H18V21L17 22H19L20 23V25H21V23L22 22H24V24L23 25H21V27H22V29H21V27H18V26H20V25H18L19 23H16L15 21H16V19L14 20V22L13 23H11V24H16L17 26L16 27H14V34H13V30L11 31L12 32V34H13V37H15L16 39H14L13 37H12V34H11V38H13V41H12V39L10 38V37H8L7 35L5 36V35H3V38H2V36H1V34L3 33L2 31H0V37H1V39H0V47H1V49H0V52H3V51H5V53H7V52H9L8 53V55L9 56H11L12 58H13V60H11V62H13V63H16V64H19V62L18 61H22L23 59H22V57L23 58H25V56L24 55H26L27 56V58H28V56L30 57V59L31 58H33L32 59V61L35 59L34 57H36V59H35V61H33L35 64H37V67H38V69L43 73L44 72V67H43V65H42V61L40 62V56L38 55H36L37 53L35 52V43L34 42H32L31 41V36L29 35L30 34V32H28L27 30H29V28L27 27L28 25L25 23V20H23L24 18H23V16H21L22 14L20 13V12H18L19 10H18V7L19 6H22V5H25V4H27V5H29V4H31L30 5V7L32 6V5H34V7L32 8V9H34V11H37V9H38V12H42V13H45L46 14V16L48 15L47 14V12L48 11H50V15H48V17L49 16H51V17H53L52 19H51V17H50V19H51V21L52 22H56L55 23V26L56 25H58L57 23H59V25H61V22H63V24H64V22L66 23V25H67V23H68V27L70 28V27H72V26H74V23H75V21L77 20V19H79V21L78 22H82L83 24H85L84 23V21H85V19H87L86 17H84V15H86L87 17H88V15H92V12H94L93 13V15L91 16V17H96L97 19H98V15H99V11H100V9L99 8H95L97 5H100L99 7L102 9V10H106V8L104 9V6L103 5H106V3L105 2H103V1H101V0H96L98 3H100V4H95V0H76V2H78L77 3V5H76V3L75 2H73L74 0H72V3H74V5L76 6V8L73 6V5H69L70 3H71V1H69V0H65V1H63V0H56V1H54V0H30V2H29V0ZM16 1H20V3L19 2H17V3H19L18 5H17V3H16ZM28 1V2H27ZM35 1V2H34ZM46 1H49V3L48 2H46ZM59 1H60V3H59ZM86 1H90L89 3L88 2H86ZM112 2H114L115 3V1H116V3L115 4H117V6L116 7H118V8H114V7H112V8H114V9H112V10H114V11H112L111 9V11L112 12H114V13H112L111 11H108L109 13L111 12V14L109 15V18L111 19L112 17H110L111 15L113 16V15H115V16H113V23H115L116 22V19L118 18V17H121V16H123L122 14H124V17H121L122 19H125V17L127 16V15H129V14H131L133 11L132 10H134L131 6H129L130 4L132 5L133 4V7H134V5L135 4H137L136 5V7L138 8V6H140V5H142L141 7H145L146 5H147V2L146 1H148V0H144V3L146 4H144L143 3V1L142 0H134V2L135 3H132L133 2V0H132V2H131V0H129V2H128V0H111ZM142 3H140V2ZM150 1H153V2H150ZM157 1V0H156ZM156 1L155 0H149V5H147L146 7H152V6H150V4L152 5L153 3V7L155 8L156 6H158V5H160V3H156ZM163 1V2H162ZM168 1V2H167ZM175 1V2H174ZM173 1V3H176V5H182L183 4V6H182V11H185V13H186V10L188 11L187 13L189 14V15H195L196 16V18L197 17H199V18H202V17H204V16H206L207 18H204L207 22H211V23H213V24H215V26H216V28H218V29H220V27H221V30H216V32H214V33H212L211 35L214 37V35L218 38V36L219 37H221V35H223V32L222 31H224L225 33H224V35L222 36V39L224 38L225 39V41H227V39H228V42H229V44L231 45V43L233 44L234 43V45H236V46H234V49L237 51V47L238 46H240L239 48H238V52H237V54L236 53H234L233 52V54L231 55V54H229V55H226L227 53H228V51H226V49H228V47L226 46H223L225 43L224 42H222V44H218L217 42H221V41H217L216 39H215V37H214V40L215 41H217L216 43L218 44V48H216V43H215V45L213 46V49L215 48L216 49V51H217V53L218 54H216L215 52L212 54V53H210V54H204V52H202V51H200L201 49H203V48H198V43H194L193 41H197L198 42V40H197V34H193V36L192 37H190V41H192L195 45H193L192 44V42H191V44L190 43H188L189 42V40L187 39V44H186V36L183 34V33H188V31L190 30V26L189 27H186V26H183L182 24L180 25V28L178 27V24H179V22H178V24H177V22L175 21V23L174 22H172L174 19H172V21H170L169 19L168 20H166V22L167 23H164L163 22V24H154L153 22V24H151L149 21H151V20H149L148 19V22H149V25L148 26H150V25H152V26H154L153 27V29H154V31H153V29H151L152 28V26H150V30H149V28H147V30H149V31H147V30H145L143 33H141V32H139V30L138 29H136V30H138L137 31V33H131L130 34V38L133 40V42H132V40H131V43H130V45L132 44L133 45V47L131 48V46L130 45H126V47L128 48H126L125 46L124 47H122V48H125L126 49V51H125V49L123 50L122 48L120 49V51H121V53H122V56H119V55H117L116 53H115V51L113 52V50H115V49H118L119 48V46H120V43L118 42V41H116V39H117V34L115 35V39L113 38V36H111L110 35V41H108V40H106L107 38H103V39H101L100 40V37H99V31H100V29L95 25L94 26V29H93V26H91L90 28H88V26H86V28H88V32L90 33H87V36L85 37V40H86V42H88L87 40H89V43H90V41H91V43H93L94 44V46H95V44L98 46H102V47H100V50H101V48H102V50L104 49V51L106 50L107 52H109V53H111V52H113V53H111V54H114L115 53V55H111V56H113L112 58L114 59V61H115V59H117V60H119V58H115L114 56H116V57H121L120 59L122 60V62L121 63H123V64H121L119 61H118V63H119V65H117V68H118V70L116 69H114L112 72L114 73H112L111 71L109 72L110 74H108V76H107V80H106V77H105V79H102L103 81H102V83L100 82V84H98L97 86H96V89H97V97L98 98H100L101 97V95H102V92H103V90L101 89V87H102V84H103V82H107V84H109L108 86H111V84L112 83H116V82H120V81H123L124 82V79H126V85H121L122 84V82H120V84L119 85H121L122 87H121V89H119L120 87L118 86V87H116V88H113V89H111L110 90V94H109V92H108V96H107V101L109 102V104H114V105H116L117 106V104H123L124 106L127 104H130L131 102L133 103L134 101H135V103L134 104H130V105H128V108H129V106L132 108V106L133 105H137L136 103H138V105L141 103V107H142V109H141V107L139 108V107H137V109H139V111L141 110L142 112H144V113H142L141 111V113H142V115H146V117L145 118H148V116H149V118H150V116L151 115H154V117H155V119H154V117L153 116H151V118L152 119H154V121L152 120L151 121V124L152 123H154V125L155 124H157L156 122H158V126H153V127H159V126H161V128L162 127H164V129L165 128H169V125H171V124H173L172 123V121H171V119H169L168 117H167V115L166 114H163V111H167L166 109V107L168 106L169 108L168 109H170L171 108V101H174V103L176 102V101H178L179 100V102H180V105H181V103L183 102V101H187V102H192V104L194 103H196V102H201V101H203V99H206V97L208 96V94H209V89L208 88H206L205 87V85H206V83H208L207 81L206 82H204L207 78H209L210 76L209 75H211L212 76V74H211V72H209V70L208 69H210V67L211 66H209L210 64L212 65V63H210V64H208V62H206V61H208L209 59L211 60V62L213 61V64H215L214 62H222V67H220L221 66V63H218V64H220V66H218V67H220L219 69H217V71H220V70H224V72H225V74L227 73V75L229 74L228 72H230V73H232V74H234V73H236L235 74V77L237 78L238 77V74H240L239 76L241 77H238L237 78V80H235L234 82H235V84H236V81H237V83H238V85L236 86L237 88H236V90L238 89V87H240L239 88V92H241L242 90H244V91H242L243 92V94H242V96H243V100H244V105L245 106H243L242 107V109H245L246 108V110H244V115H241L242 113H241V109L240 108H238V107H236L235 106V103H233V105L232 104H230V105H228V101H224V100H221V99H217L215 102L213 101V105H215L216 106V103H218L217 105V107H215V109H218V110H220L221 111V113H222V116L223 115H225V118H224V116L222 117V121L221 120H218V121H215L216 123H214L213 125L214 126H212L211 124L213 123H211V120L209 119V118H211L210 117V114L208 115V114H204L205 116H207V117H209L208 119H209V121H210V123L211 124H208L209 123V121H208V125L207 126H210V127H203V126H198V127H200V128H198L199 130H200V133H199V130L198 129H196V128H193V130H194V132H195V134L193 133V131L191 130L192 128H189L188 126H186V127H188L187 129H183L185 132V134H184V136H181V135H183V133H181V135H179V137H180V139L183 137L184 139L186 138V139H188L187 138V130H191L192 131V133H190L189 131V134L188 135H192L191 137L193 138V137H196L197 139H196V143H195V145H193V144H191V146H192V148L191 147H189V149H185V148H188V146H186L185 148H183L182 149V151L181 152H178L177 154L178 155H175L174 153L172 154V157L174 158V156L176 157L175 159H174V161H176L177 159L180 161V163L182 164H180L181 166H183V165H185L186 164V162L184 161L185 159L187 160H191V159H195V157L196 156H200L201 154H203V153H208L210 150H212L213 148H215L216 146H220L221 145V143L224 141V142H226V141H230L231 142V140H235V138L234 137H232V134H237L236 132H238V131H240V130H242L243 131V129L245 128V126H248V127H250L252 124V120L251 121H249V119H252V116H253V114L256 112L257 113V110H258V108H259V106H260V104H256V106L254 107V108H249V107H253L251 104H250V106L248 105L249 104V101L247 102H245V100L247 99L246 97H249V93H245V91H246V89H245V84L246 83H244V82H247V81H249V80H251V83H250V81H249V85L251 84L252 86H248V84H247V88H249L250 89V87H252L254 90H256L257 89V87L259 86H255V85H257L258 83H257V81L258 80H260L259 78L260 77H258L257 78V76H263V72H262V70L260 71L261 73H259V69L258 70H255V68L256 67H261L262 68V66H260V65H264V62H261V63H258V62H255V63H258V65L256 64L255 65V63H253L252 64V61H253V59H249V60H251V62L249 61V63H250V65H246L247 63H248V60H246V64H243V62H244V60L245 59H248V58H246V57H249V56H247L246 55V53H249V55H251L250 54V52L253 50L254 51V54H253V58H255V59H258L257 58V56H259V57H261V61H263V59L262 58H264L263 56V54H264V49L262 48V47H264L263 45V43H264V35L262 34V31H264V21H261L260 22V20H262V18L264 19V15H263V13H264V0H262V3L260 2L261 0H258L260 3L259 4H262L261 6H260V8L262 9V11L261 10H257V12H258V14H257V12H256V9H259V4L257 3L258 1H256V3H254L255 2V0L253 1V0H174ZM21 2H22V4H21ZM51 2V3H50ZM65 2H68V5L65 3ZM70 2V3H69ZM81 2H83V4L81 3ZM94 2V3H93ZM125 2H126V4H125ZM137 2H139V5H138V3ZM160 2H162V4L161 5H163L164 6V4H165V2L166 3H171L172 2V0H170V2H169V0H161ZM178 2V3H177ZM253 2V3H252ZM13 3V4H12ZM23 3H25V4H23ZM71 3V4H72ZM79 3H81V4H79ZM121 3V4H120ZM164 3V4H163ZM246 3H247V7H246ZM8 4L11 6H8ZM64 4V5H63ZM119 4H120V8H119ZM125 4V6H123ZM127 4H128V6H127ZM156 4V5H155ZM4 5V6H3ZM60 5V6H59ZM78 5H80V6H82L83 7V9L80 7V9H79V6ZM84 5V6H83ZM89 5V6H88ZM102 5V6H101ZM122 5V6H121ZM155 5V6H154ZM166 5V4H165ZM5 6H7V7H5ZM12 6H14V7H12ZM18 6V7H17ZM61 6H63V7H61ZM73 6V7H72ZM94 6V8L95 9H93L92 7ZM167 6H169V5H166V7ZM184 6H186V8L184 7ZM242 6V7H241ZM245 6V7H244ZM17 7V9H15ZM37 7V8H36ZM71 7V11L69 10V8ZM87 7H89L88 9H87ZM91 7V8H90ZM98 7V6H97ZM170 7V6H169ZM179 8H180V6H178ZM183 7L186 9H183ZM255 8V9H253V8ZM7 8V9H6ZM65 8V9H64ZM68 8V9H67ZM75 10H74V9ZM78 8V9H77ZM130 8H132L131 9V13H129V9ZM198 8V9H197ZM250 8V9H249ZM11 9V10H10ZM99 9V10H98ZM126 9V10H125ZM192 9H194V10H192ZM196 9V10H195ZM200 9V10H199ZM251 9H253V10H251ZM8 10H10V12L8 11ZM15 10H17V11H15ZM69 10V11H68ZM76 10H78V11H76ZM80 10V11H79ZM84 10V11H83ZM88 10V11H87ZM93 10H97V12L96 11H93ZM101 10V11H102ZM125 10V11H124ZM180 10V9H179ZM244 10H245V12H244ZM14 11V12H13ZM75 11H76V13H75ZM88 12V13H86V12ZM91 11V12H90ZM181 11V10H180ZM193 11H195V12H193ZM198 11V12H197ZM250 11V12H249ZM251 11H254V12H251ZM261 11V12H260ZM13 12V13H12ZM16 12V13H15ZM69 12V13H68ZM73 12H74V14H73ZM79 12H81V13H79ZM85 12V13H84ZM95 12H96V14H98V15H96L95 14ZM117 12V13H116ZM125 12V13H124ZM263 12V13H262ZM18 13V14H17ZM41 13V14H42ZM49 13V12H48ZM120 15H119V14ZM122 13V14H121ZM193 13H195V14H193ZM199 13H201V16H199L200 14ZM203 13H205V14H203ZM248 13V14H247ZM255 15H254V14ZM21 14V15H20ZM69 14V15H68ZM71 14V15H70ZM82 14H83V18H84V20L82 21ZM88 14V15H87ZM126 14V15H125ZM197 14H199V15H197ZM202 14H203V16H202ZM247 14V15H246ZM261 14V17L259 16ZM18 15H20V19H19V16ZM73 15V16H72ZM74 15H76V16H74ZM77 15H79V16H77ZM118 15V16H117ZM246 17H245V16ZM248 15H250V17L248 16ZM257 15V16H256ZM263 15V16H262ZM61 16V17H60ZM67 16V17H66ZM210 16V17H209ZM10 17V16H9ZM80 17V18H79ZM90 17V16H89ZM88 17V18H89ZM248 17V18H247ZM258 17V18H257ZM60 21H58L57 19ZM60 18H62V19H60ZM120 18V19H121ZM128 18V17H127ZM199 18H197L198 20H199ZM245 18V19H244ZM250 18V19H249ZM252 18H254V19H252ZM10 19H8L9 20V22H10ZM76 19V20H75ZM81 19V20H80ZM118 20V21H120V22H118V23H116L115 24V26H120V24H123V21H122V23H121V20ZM252 19V20H251ZM23 20V21H22ZM139 20H141V18L139 19ZM202 20H203V18H202ZM250 20V21H249ZM22 21V22H21ZM76 21V22H77ZM216 21H218V22H216ZM252 21V22H251ZM253 21H255V23H254V25L253 24H251V23H253ZM169 22V23H168ZM200 22V21H199ZM215 22V23H214ZM248 22H251V23H248ZM257 22V23H256ZM219 23V24H218ZM79 24V23H78ZM175 24V25H174ZM217 24V25H216ZM256 24H257V26H256ZM25 25H26V27H25ZM70 25V26H69ZM80 25V24H79ZM160 25V26H159ZM169 25V26H168ZM221 25V26H220ZM224 26V28L226 29H224L223 28V26ZM249 25H251V26H249ZM261 25H263V26H261ZM82 26H84V25H82ZM158 26V27H157ZM260 26H261V28H260ZM17 27L21 30H18L17 29ZM263 27V28H262ZM15 28H16V30H15ZM28 28V29H27ZM66 28V27H65ZM68 28V29H69ZM146 28V27H145ZM223 28V29H222ZM253 28V29H252ZM258 29V31H256L255 32V30L256 29ZM260 28V29H259ZM90 29V30H89ZM144 29V28H143ZM22 30H24V31H22ZM26 30V31H25ZM157 30V31H156ZM172 30V32H170ZM175 30V31H174ZM229 30V31H228ZM251 30V31H250ZM16 31H17V34H15L16 33ZM97 31V32H96ZM177 31V32H176ZM178 31H180V32H182L183 31V35L181 36V33H178ZM227 31V32H226ZM259 31H260V34H259ZM18 32H22L21 34H19ZM24 32V33H23ZM28 32V33H27ZM158 32V33H157ZM222 32V33H221ZM233 33L232 34V36L230 35L231 33ZM254 32V33H253ZM258 32V33H257ZM93 33V34H92ZM94 33H96V34H94ZM97 33H98V35H97ZM197 33V32H196ZM206 34H207V32H205ZM205 33H202V34H205ZM209 33V32H208ZM217 35H216V34ZM219 33V34H218ZM227 33L229 34V36L227 35ZM252 33V34H251ZM256 33L257 34H259V35H256ZM4 34V33H3ZM24 36H23V35ZM89 34V35H88ZM113 34V33H112ZM153 34H155V36L153 35ZM201 34V35H202ZM221 34V35H220ZM227 36H226V35ZM16 35V36H15ZM18 35H19V38H18ZM20 35L21 36H23V37H20ZM27 35V37H28V39H29V41H27V37L25 38V36ZM93 35V36H92ZM97 35V36H96ZM174 35V36H173ZM180 35V36H179ZM195 35V36H194ZM207 35H210V33L209 34H207ZM210 35V36H211ZM253 37H252V36ZM262 35V36H261ZM179 36V38L181 37V39H184V41H182L181 39H179L180 41H182V42H184V43H182V42H179L178 41V39H177V41H176V38ZM211 36V37H212ZM260 36V37H259ZM5 37H7V38H5ZM96 37L98 38V40L99 41H97V39H96ZM138 37H141V38H143V39H138ZM186 37V38H185ZM193 37L196 39H193ZM212 37V38H213ZM227 37H229V38H231V40H233V38L235 39V40H239V41H236V43H238V45L237 44H235V42H234V40L231 42V40L229 39V38H227ZM251 37V38H250ZM262 37V38H261ZM8 38H10L11 39V41H10V39H8ZM17 38L19 39L18 41H17ZM88 38H90V39H88ZM95 38V39H94ZM136 38V39H135ZM237 38V39H236ZM253 38V39H252ZM255 38H257V39H255ZM8 41H10V42H8ZM26 39V40H25ZM114 39V41L112 42L111 40H113ZM134 39L136 40V41H134ZM138 39V40H137ZM261 39H263L262 40V42L260 41ZM3 40V41H2ZM24 40V41H23ZM104 40H106V41H104ZM176 41V43H175V41ZM219 40H221V39H219ZM230 40V41H229ZM252 40V41H251ZM14 41H16L15 43H14ZM98 43H97V42ZM140 43V45H139V43ZM141 41H143V42H141ZM224 41V40H223ZM242 41V42H241ZM251 41V42H250ZM253 41H255V42H253ZM256 41L259 43V41L261 42V43H259V44H257L256 43ZM135 42H137V43H135ZM231 42V43H230ZM83 42H81V44H82ZM178 43V44H177ZM180 43H181V45L183 44V47L180 45ZM254 43V44H253ZM256 43V44H255ZM15 44V45H14ZM76 44L79 46V44L76 42ZM189 44V45H188ZM229 44H228V46H229ZM34 45V46H33ZM138 45V46H137ZM178 45H180V46H178ZM227 45V44H226ZM245 45V47L247 48V46H248V48L247 49H249L250 47V50H249V52H248V50L246 49V48H244L243 46ZM20 46H21V48H20ZM96 46V47H97ZM106 46V47H105ZM130 46V47H129ZM195 46H196V49L197 50H193V49H195ZM223 46V47H222ZM5 47V48H4ZM7 47V48H6ZM104 47V48H103ZM199 47H201V46H199ZM241 47H243V48H241ZM99 48V47H98ZM225 48V49H224ZM255 50H254V49ZM257 48H261V49H257ZM23 49V50H22ZM72 49V48H71ZM111 49V50H110ZM132 49V50H131ZM136 49V50H135ZM192 49V50H191ZM208 49V48H207ZM219 49V50H218ZM244 49H245V51H244ZM258 51H260V52H258ZM28 52H27V51ZM109 50V51H108ZM129 50H131V51H129ZM134 50V51H133ZM188 50V51H187ZM221 50L223 51V53L221 52ZM229 50V49H228ZM234 50V51H235ZM19 52V54L17 53V52ZM208 51H209V49H208ZM213 51V50H212ZM215 51V50H214ZM219 51L221 52V54H223V55H220V53H219ZM226 51V52H225ZM244 51V52H243ZM252 51V52H253ZM258 53H260V54H258ZM129 52V53H128ZM200 52H202V53H200ZM251 52V53H252ZM256 52V53H255ZM11 53H14V55L16 56H13V54L11 55ZM21 53V54H20ZM24 53V54H23ZM31 53V54H30ZM245 54V56L244 55H242V54ZM201 54H203V55H206V56H203V55H201ZM216 54V55H215ZM225 54V55H224ZM236 54V55H235ZM18 55H20V57L18 56ZM21 55H23V56H21ZM35 55V56H34ZM124 55V56H123ZM130 57H129V56ZM132 55V56H131ZM240 56V57H243L244 56V60L242 61V58H241V60L239 59V57L238 56ZM207 56H209V57H207ZM214 56V57H213ZM223 56L227 59V60H229L227 63H226V61H224V58H223ZM229 56H233V57H229ZM236 56L238 57V59L240 60V63L238 64V63H236V60H235V62H232V61H234V57L236 58ZM254 56H256V57H254ZM18 57H19V59H18ZM37 57H39V58H37ZM129 57V58H128ZM139 57V58H138ZM172 57V58H171ZM11 58V59H12ZM128 58V59H127ZM137 59V61H139V62H137V61H135L136 59ZM142 59V62H143V58L145 59L144 60V62L145 63H142L141 64V59ZM166 59V61L164 60V61H161L162 59ZM232 58V59H231ZM16 59H18V61L16 60ZM22 59V60H21ZM39 59V60H38ZM125 59H127L128 61H126L125 62ZM157 59V60H156ZM177 59V60H176ZM232 61H231V60ZM254 59V60H255ZM117 60L115 61V63L117 62ZM132 60V61H131ZM160 60V62H158ZM172 60V61H171ZM175 60H176V62H175ZM221 60V61H220ZM259 60V59H258ZM15 61H17V62H15ZM124 61V62H123ZM135 61V62H134ZM155 61V62H154ZM206 62V64H205V62ZM238 61V60H237ZM256 61V60H255ZM37 62V63H36ZM133 62V63H132ZM137 62V63H136ZM153 62V64H151ZM163 62V63H162ZM173 62V63H172ZM216 62V63H217ZM260 62V61H259ZM4 63V65H1L2 67H0V73H1V71L2 72H4V74L3 73H1L0 74V77L5 81V84H6V80L8 79L7 77H8V74H9V78L11 77V76H13V77H11V79L12 80H7V85H9V87L7 88V86L5 85H1L0 84V90H1V88H2V90L0 91V92H2V93H0V103H1V101L3 100V99H5V100H3V101H5V103L3 102L2 104H0V120L2 119V121L4 120L3 118L6 116V120H7V122H8V117H10L11 116V119H12V123H13V120H14V118L16 117V114L18 115V114H20V113H29V114H31V115H33V116H40L41 117V119H43V121L45 120V121H47V122H45V124L48 126V124H49V120L48 119H50V121H52V123H53V121H54V119H52L50 116H47L46 114H43V112L39 109V108H36V107H34L32 104H31V102H29L28 100H27V98H26V92L24 91V88H22V87H20V85L19 84H17L18 85V87L16 86L15 88H13L14 86H11L10 84H11V81H14L15 83H14V85H16V81H17V78L18 77H14V75H11V73H12V70H10V69H13L14 71H13V74H17V76L18 75H20L21 76V71L20 70H17V68H16V70H15V66H13V68H12V65H11V68L9 69V70H6L5 68H6V64H5V62H3ZM12 63V64H13ZM22 63V62H21ZM131 63V64H130ZM156 63V64H155ZM202 63V64H201ZM263 63V64H262ZM8 65H10L9 63H7ZM15 64V65H16ZM127 64V65H126ZM136 64V65H135ZM159 65L158 67L156 66V65ZM207 64H208V66H207ZM217 64V65H218ZM228 64H230V65H228ZM234 64V65H233ZM239 65V69H238V67H237V65ZM7 65V66H8ZM20 65V64H19ZM122 65V66H121ZM123 65H126V66H123ZM129 65H131V67L129 66ZM136 66V69L135 70H133L134 68H135V66ZM139 65V66H138ZM156 66V67H153V66ZM171 65H173V66H171ZM205 65H206V67H205ZM228 66V70H230L231 69V67L230 66H232V70L234 69L235 70V67H237V69L239 70V71H234V73L232 72V70H230V71H228L227 70V66ZM254 65V66H253ZM120 66V67H119ZM161 66V67H160ZM200 66H202V67H200ZM203 66L205 67V68H207L206 70H208V73H207V71L205 70V68L203 69ZM240 66H241V68H243L244 67V69H245V74H244V71H242L241 70V68H240ZM248 66V67H247ZM252 66V67H251ZM127 67H129L128 69H127ZM143 67V68H142ZM163 67V68H162ZM175 67H177L176 69H178V70H175ZM249 67H251V68H253V70H255L256 71V73L257 74H254L255 72L253 71V74H251V75H253L252 76V78H254V81L256 82V83H254V81H252V78L248 75V74H250V72L248 71V70H252L251 68L249 69ZM18 68H19V66H18ZM121 69V71H120V69ZM123 68H125V69H123ZM150 68H155V70H156V72L152 69L151 71H152V73H153V71L155 72V73H157L156 75L157 76H155L154 78L152 77V74H150V72L151 71H148L147 69H150ZM161 68V69H160ZM168 68V69H167ZM163 69H165V70H163ZM173 69V70H172ZM243 69V70H244ZM122 70L124 71L125 70V72H122ZM145 70H146V72H145ZM168 70V72H166ZM9 71H11V72H9ZM15 71H16V73H15ZM117 71V72H116ZM131 71H132V73H131ZM138 72V74H137V72ZM174 71V72H173ZM181 71V72H180ZM248 71V72H247ZM258 71V72H257ZM18 72V73H17ZM120 72V73H119ZM127 72V73H126ZM147 72H149L148 73V75L146 74ZM166 72V73H165ZM178 72V73H177ZM183 72H185V73H183ZM238 72V73H237ZM243 72V73H242ZM5 73H7V76H5ZM112 73V74H111ZM118 75H117V74ZM131 73V74H130ZM155 73H153L154 75H155ZM169 75H168V74ZM175 73V74H174ZM180 73H183V74H181L180 75ZM210 73V74H209ZM251 73H252V71H251ZM260 75H259V74ZM3 74V75H2ZM121 74V75H120ZM129 74V76L130 77H132V78H129V76L127 77V75ZM135 74H137V75H135ZM172 75V77H171V75ZM177 74V75H176ZM241 74L243 75V76H241ZM115 75V76H114ZM132 75H134V76H132ZM141 75V76H140ZM145 75L147 76V77H145ZM151 75V76H150ZM153 75V76H154ZM173 75H174V78H173ZM175 75L177 76V77H175ZM182 75H183V77H182ZM245 75V76H244ZM255 75V76H254ZM138 78H136V77ZM143 76V77H142ZM148 76H150L149 78H148ZM208 76V77H207ZM250 77V79L248 80V78ZM4 77H6L7 79H4ZM113 77H115V78H113ZM117 77V78H116ZM121 77V78H120ZM135 77V78H134ZM180 77V78H179ZM245 77V78H244ZM246 77H248L247 79H246ZM256 77V78H255ZM13 78H15V79H13ZM108 78H109V80H108ZM128 78V79H127ZM157 78H158V80H157ZM117 79V80H116ZM137 79V80H136ZM139 79H140V81H139ZM210 80H211V77L209 78ZM208 79V80H209ZM256 79V80H255ZM263 79H264V77H263ZM263 79H261V80H263ZM113 80V81H112ZM128 80V81H127ZM159 80H163V82L161 83ZM244 80V81H243ZM246 80V81H245ZM135 81V82H134ZM146 82V84H143V82ZM242 82V84L244 85H242V87H244V89L243 88H241V82ZM10 82V83H9ZM125 82H124V84H125ZM128 82V83H127ZM259 82V84L261 83V81H258ZM9 83V84H8ZM141 83H142V85H141ZM157 85H156V84ZM189 83H191V85L189 84ZM248 83V82H247ZM253 83V84H252ZM12 84H13V82H12ZM106 83L104 84V86H106L107 85ZM137 84V85H136ZM148 84V85H147ZM159 84V85H158ZM189 84V85H188ZM194 84V85H193ZM195 84H196V86H195ZM255 84V85H254ZM101 85V86H100ZM141 87H140V86ZM149 85H151V86H149ZM156 87H154V86ZM177 85V86H176ZM180 86V88H179V86ZM182 85V86H181ZM187 85V86H186ZM193 85V86H192ZM261 85H264V82L261 84ZM99 86V87H98ZM127 86V87H126ZM147 86V87H146ZM153 86V88H151ZM164 86L167 88V89H165L164 88ZM185 86V87H184ZM193 87V89H191L192 87ZM194 86H195V88H197V90L198 91H200L198 94H197V96L195 97V95H196V92H194L195 90H194ZM255 86V87H254ZM98 87V88H97ZM143 87V88H142ZM148 87H149V90H151L150 92L152 93L153 92V95L151 94V97H150V92H149V90H148ZM160 87V88H159ZM174 87V88H173ZM184 87V88H183ZM17 88V89H16ZM18 88H20V89H18ZM118 88V89H117ZM125 88V89H124ZM126 88H127V90H126ZM130 88V89H129ZM158 88L161 90H158ZM170 88V89H169ZM178 90H176V89ZM189 89V94H190V92L191 93H193V94H191L193 97H189V95L187 94V92H188V89ZM201 90H200V89ZM231 88H233V87H231ZM230 88V89H231ZM256 88V89H255ZM6 89V90H5ZM11 89V90H10ZM15 89V90H14ZM95 89V90H96ZM116 89V90H115ZM128 89H129V91H128ZM144 89H145V91H144ZM153 89H156L155 90V93H154V90ZM180 89V90H179ZM186 89V90H185ZM204 89V90H203ZM225 89H227V88H225ZM242 89V90H241ZM249 89H247V92H248V90ZM253 89H251V90H249V92L250 91H254ZM14 91V92H11L10 93V91ZM22 90V91H21ZM131 90V91H130ZM146 90H148V92H146ZM167 90V91H166ZM170 90V91H169ZM177 92H176V91ZM184 90H185V93H184ZM192 90V91H191ZM196 90V91H197ZM204 91L203 93H205V94H203L201 91ZM236 90H235V92H236ZM6 91H8V92H6ZM16 91V92H15ZM99 91V92H98ZM117 91V92H116ZM173 91V92H172ZM181 91H183L182 92V94H184V96H185V94H187L188 95V97L189 98H187V97H184L183 95H181ZM238 91L236 92V93H238ZM116 92V93H115ZM146 92V93H145ZM171 92V93H170ZM252 92H250L251 94H252ZM6 93V94H5ZM12 93H18L17 95H15L14 96V94H12ZM101 93V94H100ZM130 93V94H129ZM132 93H134V94H132ZM137 93H138V95H137ZM140 93H141V96H140ZM149 93V95H145V99H142L143 97H144V94H148ZM163 93V94H162ZM165 93V94H164ZM174 93H176V94H174ZM179 93H180V95H179ZM200 93H201V95H200ZM112 94V95H111ZM118 94V95H117ZM157 94H158V97H157ZM170 94V96H168ZM195 94V95H194ZM245 94H246V97H245ZM13 95V96H12ZM20 95V96H19ZM91 95V94H90ZM118 96V97H115V96ZM131 95V96H130ZM132 95H133V97H132ZM143 95V96H142ZM154 95H155V97H154ZM177 95V96H176ZM199 95V96H198ZM238 95H239V93H238ZM92 96V97H91ZM91 96H89L90 98H89V103H88V105H87V109L89 110L90 109V107L93 105V103H96V102H93V101H96L97 99H94L95 98V93L94 94H92ZM136 96V97H135ZM167 96H168V98H167ZM182 96V97H181ZM3 97V98H2ZM19 97H20V99H19ZM140 97V98H139ZM149 97V98H148ZM157 97V98H156ZM170 97V98H169ZM175 98V100H173V98ZM179 99H178V98ZM238 97H241V95H239ZM245 97V98H244ZM16 98V99H15ZM117 98V100H115ZM151 98H153V99H151ZM154 98H156L155 100H157L156 101V103L154 102ZM166 100H165V99ZM171 98H172V100H171ZM180 98H181V100H183V99H186V100H183L182 102H181V100H180ZM190 98H192V100L190 99ZM250 98V97H249ZM16 101H15V100ZM101 99V98H100ZM99 99V100H100ZM149 99H151V100H149ZM158 99H159V101L160 102H158ZM189 99H190V101H189ZM202 99V100H201ZM241 99V98H240ZM19 100V103L17 102ZM98 100V101H99ZM141 100H143V101H141ZM144 100L146 101V102H144ZM148 100V101H147ZM167 100L169 101V102H167ZM120 101V102H119ZM138 101V102H137ZM154 102L155 104H157V102H158V104L161 106V103H163L164 104V106L162 105L161 106V108H166V109H158L159 107H157V108H155V106L153 105V103L152 102ZM221 101H224V102H221ZM231 101H236V100H234V99H232ZM230 101V103H232ZM92 103V105H91V103ZM116 102V103H115ZM129 102V103H128ZM178 102V103H179ZM221 102V103H220ZM7 103V104H6ZM9 103H10V106L12 105V107H8L9 106ZM15 103H17L18 104V106L17 107H15ZM149 103H150V105H152L151 107H152V111H151V107H150V105H149ZM173 103V104H174ZM198 103V104H199ZM215 103V104H214ZM224 103V104H223ZM142 104H144V105H142ZM157 104V105H158ZM170 104V105H169ZM173 104H172V106H173ZM177 104V103H176ZM222 104V105H221ZM225 104H227V105H225ZM236 104H237V102H236ZM6 105V106H5ZM120 105V106H121ZM132 105V106H131ZM137 105V106H138ZM146 105V106H145ZM158 105V106H159ZM197 105V104H196ZM219 105H221V106H219ZM226 106V108H225V106ZM258 105V106H257ZM14 106V107H13ZM21 106V107H20ZM143 106H145V107H143ZM174 106H175V104H174ZM172 107L173 109L174 108H176L177 106H178V104H177V106L176 107ZM222 106H224V107H222ZM229 106H231V108H229ZM262 106H264L263 105V102H262ZM262 106H260V109L259 110H263V108L261 109V107ZM4 107H8V108H4ZM18 107H20L22 110L20 111L19 110V108ZM34 107V108H33ZM125 107H127V106H125ZM134 107V106H133ZM150 107V108H149ZM223 109H222V108ZM11 108H13L12 110H11ZM15 108H17L16 109V111L14 110ZM23 108H24V110H23ZM134 108H136V107H134ZM144 108V109H143ZM146 108V109H145ZM147 108H148V111H147ZM171 108V109H172ZM227 108H229L228 110H227ZM233 108V109H232ZM248 108H249V110H248ZM37 110V111H35V110ZM133 109V108H132ZM149 109H150V111H149ZM155 109V110H154ZM181 109V108H180ZM187 109V108H183V109H181V110H178V108H177V110L179 111V113H177L178 111H176V114H177V116H179V117H181V119H182V117H183V119H184V121H183V119L182 120H180V119H178L177 120V123H180V125H183L184 127H185V125H187V123H189V122H191V120H193L194 121V118H193V116H196V115H198V116H200L201 117V114L199 115V114H189L188 112H187V110L185 111V110ZM234 109H235V111H234ZM237 109L239 110H241L240 112H239V114L236 112L237 111ZM253 109V110H252ZM144 110V111H143ZM157 110V111H156ZM163 110V111H162ZM234 112H233V111ZM258 110V111H259ZM42 112V114L44 115H42L43 116V118H42V116L40 115V114H38L37 112H39V113H41ZM138 111V112H139ZM175 111V110H174ZM185 111V112H184ZM223 111H225V113L223 112ZM226 111H227V113H226ZM249 111V112H248ZM251 111H252V113H251ZM253 111H255V112H253ZM10 112V113H9ZM147 112V113H146ZM152 112L154 113V114H152ZM157 112H160V115L161 116H158V113ZM140 113V114H141ZM224 113V114H223ZM241 113V114H240ZM255 113V114H256ZM5 114V115H4ZM7 114V115H6ZM139 114V115H140ZM148 114V115H147ZM227 114V115H226ZM230 114H232V115H230ZM236 114H237V119H238V121H235L236 119H234V118H236ZM247 114H249V116L251 117H247ZM251 114V115H250ZM254 114V115H255ZM4 115V117H2ZM128 115H130V114H128ZM164 115H166V116H164ZM204 115H203V117H201V118H204ZM230 115V116H229ZM234 115H235V117H234ZM12 116H14V117H12ZM234 118H233V117ZM241 118H240V117ZM244 116H246V117H244ZM39 117V118H40ZM159 118V119H157V118ZM163 117V119H161ZM164 117H166V118H164ZM186 117V118H185ZM187 117L189 118V119H187ZM206 117V118H207ZM212 117H214V116H212ZM228 117H229V120H228ZM230 117H232V118H230ZM127 118H129L128 116H127ZM127 118H125L124 119V124H125V121H129ZM131 119H130V121L132 122L133 121V123H131L130 121H129V124H128V128H126V130H124L125 131V134H124V132H123V134L121 135V138H120V141L121 142H124V139H125V137H126V133H127V130H128V132H131V133H137L138 131H140L141 129L143 130L144 129V127H142L141 128V125H144V121L145 120H141V118L140 117H138L136 114H133V115H131V117H130ZM132 118H137L136 120H133ZM192 118V119H191ZM243 118H245V119H243ZM10 119V120H11ZM47 119V120H46ZM72 119V121H69V120H71ZM75 119V120H74ZM160 119H161V122H160ZM165 119V120H164ZM186 119V120H185ZM223 119H227V121L226 120H224L223 121ZM232 119V120H231ZM248 121H247V120ZM5 120V121H6ZM157 120V121H156ZM167 120V121H166ZM189 120V121H188ZM197 119L195 118V121H196ZM214 120H217V119H213L212 121H214ZM2 121H0V123L2 122ZM65 122H63L65 125H67V126H64V124L63 125H61L62 127H64L65 129H67V131L64 129V128H62V130H61V128L59 127V124L57 123V122H54V124H52L53 126H55V129H57L58 127V129H57V131L59 130H61V131H65V132H63L64 133V135H65V133H66V135H72L73 134V136H69V138L70 139H72L71 141H72V145L70 146V145H67V146H69L68 147V149H70V150H68V151H66V149H67V147L65 148V144H67L68 142H67V140L69 139H66V141L63 143L64 145H60V140L58 139V138H55L56 140H54V137L53 136H47L48 137V139H50L51 137V141L50 142H48V140L45 138V140L51 145H53L54 146V142H56V146H54V147H52V146H50L51 147V149H52V151L50 150V154H52L51 152H54L55 150H56V152H55V154H57V157L56 158H58L57 160V164H55V163H53L52 162V160H55V157H48V156H45V155H48V153H44V154H42L41 152H43L42 150L40 151L38 148H37V150H38V152H35V151H37V150H35V148H34V144L32 143V142H29L30 144H33V145H30V146H28V145H24V141H19L20 142V145H19V142L15 145V147H17V152L19 153V154H21L20 156H18V155H14V153L16 154V152H15V150H13V149H11L12 148V146L11 147H9V144L7 143L6 144V147L7 148H10V149H6V147H5V143H3V144H1L0 143V147L2 148V146H4L5 148H2V149H5L6 150V152L8 153V156H6L7 154H6V152H5V150H4V152L2 151V149H0V153H2L0 156V162H3V164L1 163L0 165H1V167L0 168H2V169H0L1 170V177H0V191L2 192V191H4V189L7 187V185L6 184H4L5 182V180H3L4 178L6 179V180H8L7 178L8 177H4V175L6 176V173H3L4 171V169L5 168H7V167H9L11 164H13V163H11L12 161H11V157L13 156V162L15 161V162H17L15 165H16V167L15 168H12L11 167V170L13 169V174H14V172H15V174L13 175V174H11V175H13V178L9 175V173H11L12 171H10L9 173H7V175H9V180L7 181V182H9L8 184V186H10L11 184H12V187H7V189H5V190H7L6 192H9V190L12 188V190L14 189V190H16L18 193L19 192H22L21 193V195L22 194H24V195H22V197L24 198L25 197V192L23 191L24 190V186H25V183L27 184V182H25V181H28V183H31L32 181H29V178H28V180H23V178H26V176H27V173L29 172L28 170L30 169V172H32V171H34V170H31V168H34V167H36V169H38L37 168V163L36 162H39V161H41V162H39V165H40V168L42 167V169H38V170H43L42 172H45V171H47L48 172V176L49 175H51V172H52V176L50 177H48V178H50V179H48V180H45L46 182H45V184L43 183V190L41 191V192H39L38 193V195L36 196V198H34L33 200H32V203H29V205H27V207H28V210H29V212L31 213V215H33V217H31V221L29 222L28 220L27 221H25L23 224H22V226H21V228H20V231H18L17 233H16V231H17V228H15L16 230H14V228H13V225H12V227H10L11 226V222H12V219H10V217H9V215H10V212H7V217H5V220H6V222L4 221V219L2 220V224L1 225H5V227H7V228H9L10 230L11 229H13V233H15L14 235H15V237L14 236H12V234L13 233H10V235H9V238L11 237H13L12 239H13V242H11L10 244L11 245H9L8 247H7V249H6V252L4 253V260L0 257V264H19L20 262V264H22V262H23V260H24V258H25V256L27 255V254H29L28 252L29 251H31V250H34V248H35V243L37 242V238H36V236L34 235V233H33V229H35V227H36V225H37V220H35V218H36V214H37V212L39 211V210H41V216L42 217H44L45 215H46V213L49 211L48 209L52 206V204H53V202H54V200L55 199H53V191L55 190V186L57 187V185H60L61 183L60 182H62V183H65V182H71L72 180H70L69 178L72 176V175H70V174H72L73 173V170H76V168H79V167H81V168H83L84 170H85V175H88L89 174V176L90 175H92V174H94V169H93V163H95V162H97V161H95V160H97V159H99L101 156H106L107 154L109 155V156H113V157H116V158H118V157H120V156H122L124 153H122L120 156L119 155H117V153L118 154H120L121 152H123V149L121 148V146H119V142H117V144L115 143V141L113 142V141H109L108 139V141L110 142H108L107 140H105L106 138L104 137V136H101V138H103L105 141H102L103 139H95V141H93V143L94 142H96V143H91L92 141H89V144H88V138L89 137H86V133H84V134H82V135H79V133L81 132V129L76 133L77 135H78V137H79V139H78V137H77V135H74V133L73 132H76L77 131V129L76 128H79V126H78V124L77 123H80L79 121H78V119H76V118H74V117H71V116H69L68 118H66L65 120H64ZM69 121V122H68ZM73 121H75V124H74V122ZM137 123H136V122ZM156 121V122H155ZM162 121H164V122H162ZM180 121V122H179ZM188 121V122H187ZM219 121H221V122H219ZM229 121H231V122H229ZM233 121H235V123L233 124ZM241 121H243V123L241 122ZM245 121H247V124H245L244 122ZM7 122H6V124H7ZM71 122V123H70ZM73 122V123H72ZM143 122V123H142ZM147 122V121H146ZM169 122V123H168ZM219 122V124H217ZM223 122V123H222ZM225 122H227V124L225 123ZM228 122L229 123H232V124H228ZM250 122V123H249ZM3 124H1V125H3V126H5V123L4 122H2ZM9 123H11V122H9ZM8 123V124H9ZM67 123H69V124H67ZM131 123V124H130ZM135 123V124H134ZM166 123H168V124H166ZM183 123V124H182ZM184 123H185V125H184ZM220 123H222V124H220ZM7 124V125H8ZM50 124H51V122H50ZM58 124V127L56 126V125ZM126 124H127V122H126ZM125 124V125H126ZM160 124V125H159ZM215 124L216 125H218L217 126V128L218 127H220V128H218L219 129V131L217 130V128L215 129L216 130V132L218 133H215V130H213L214 128H215ZM238 124V125H237ZM0 125V126H1ZM11 125V124H10ZM69 125V126H68ZM75 125H76V128H75ZM80 125V124H79ZM153 125V124H152ZM152 125H151V127H152ZM174 125V124H173ZM204 126H206V124H203ZM222 127H221V126ZM224 125H226V126H224ZM232 126V128H231V126ZM240 125V126H239ZM2 126V127H3ZM9 126V125H8ZM7 126V128H10V127H8ZM12 126V125H11ZM51 125H49V127H50ZM196 126V127H197ZM230 126V127H229ZM242 126V127H241ZM244 126V127H243ZM12 127H14V125L12 126ZM11 127V128H12ZM67 127V128H66ZM70 127V128H69ZM74 127V129H72L71 130V128H73ZM126 127V126H125ZM125 127H123V129H125ZM183 127V128H184ZM225 129H224V128ZM236 127V128H235ZM247 127V128H248ZM5 128H6V126H5ZM5 128L3 129L2 128V130H5ZM52 128V127H51ZM54 128V127H53ZM95 128V127H94ZM94 128H91V129H93V131H91L90 130V133L92 134L93 132V137H94V135H95V138H98V137H96L97 135L96 134H98L99 136L100 135H102V132L101 131H98V130H94ZM160 128V127H159ZM206 128V130H208L207 132H209L210 130L212 131L213 130V133L212 134H208V138H210L209 140H211V141H209L208 139H207V136H206V138L204 137V135H206V134H204L203 132H201V130L202 131H204L205 132V130H203V129H205ZM210 130H209V129ZM221 128H223V129H221ZM226 128H227V130H226ZM230 130H229V129ZM238 128H243V129H239L238 130ZM70 129V130H69ZM147 129V128H146ZM163 129V128H162ZM163 129V130H164ZM220 129H221V133H220ZM2 130H0V135L1 136H3L2 135ZM132 130V131H131ZM60 131V132H61ZM73 131V132H72ZM167 131V130H166ZM228 131V132H227ZM236 131V132H235ZM69 132H72V133H70L69 134ZM96 132V133H95ZM101 134H100V133ZM163 132V131H162ZM197 132V133H196ZM206 132V133H207ZM232 132H234V133H232ZM244 135L243 136H246L245 134V129H244ZM264 130L261 132V133H256V135H253L252 133H251V135L250 134H248V137L246 138V139H242V140H244V141H241V140H238V138L240 137V135H242L243 133H241L240 135H238L236 138V141H234V142H236L235 144H234V142L232 143H230L229 141V143L227 142V144H229L230 146H228L226 143V145L223 147L222 146V148L221 149H219V151L222 153V154H224V152L225 153H231V152H235V153H240V155H241V152L240 151H242L243 149H244V152L246 153V152H248V151H245V148H246V150H250V147H254L255 145H252V144H254V143H257L258 141H262L261 143H263V141H264ZM164 133V132H163ZM199 133V134H198ZM221 135H220V134ZM223 133V134H222ZM225 133V134H224ZM238 133H240V132H238ZM3 134H4V132H3ZM81 134V133H80ZM90 134V135H91ZM138 134V133H137ZM196 134H198V135H196ZM216 134V135H215ZM63 136V137H61L60 139H61V144H62V141L65 139V137H67V136ZM196 135V136H195ZM201 135H203V136H201ZM228 135V136H227ZM253 135V136H252ZM0 136V137H1ZM76 136V137H75ZM210 136V137H209ZM212 136H214L213 138H211ZM221 136H224L223 137V139L222 138H219V137H221ZM229 136H231V138L229 137ZM243 136H242V138H243ZM72 137H74L75 138V140L72 138ZM85 139H84V138ZM93 137L91 136V138L93 139ZM190 137V138H191ZM204 137V138H203ZM227 137H228V139H227ZM252 137H254L255 138V140H254V138H252ZM63 138V139H62ZM81 138H82V141H81ZM182 138V139H183ZM203 139V142H202V139ZM230 138V139H229ZM232 138H234V139H232ZM245 138V137H244ZM258 138H261V139H258ZM1 139H2V137L0 138V141H1ZM53 139V140H52ZM78 139V140H77ZM84 139V140H83ZM90 139V138H89ZM123 139V140H122ZM183 139V140H184ZM195 139V138H194ZM201 139V141H199ZM207 139V141H205ZM215 139V140H214ZM218 139L220 140L219 142H221V143H219L218 142ZM224 139H227V140H224ZM241 139V138H240ZM96 140H99L98 142L96 141ZM240 141V142H238V141ZM58 141V142H57ZM71 141H69V142H71ZM75 141V142H74ZM84 141H85V143H84ZM199 141V142H198ZM250 141V142H249ZM52 142V143H51ZM74 142V143H73ZM100 142V143H99ZM107 142V143H106ZM216 142H218V143H216ZM224 142H223V144H224ZM26 143V142H25ZM58 143H59V145H58ZM92 145H91V144ZM111 143H113V144H111ZM211 143V144H210ZM241 143V144H240ZM245 143H247V144H245ZM261 143H257V145H256V147H258V146H260L261 145ZM47 144V143H46ZM83 144V145H82ZM88 144V145H87ZM101 144V145H100ZM104 144V145H103ZM240 145V148L241 147H243V148H241V150H240V148H239V145ZM97 145H100V146H97ZM199 145H201L200 147H199ZM205 145H208V147H206ZM214 145V146H213ZM235 145H236V147H238V149L235 147ZM238 145V146H237ZM242 145V146H241ZM247 145V146H246ZM21 146V151H20V149L18 150V148ZM48 146V145H47ZM48 146V150H49V147ZM76 146V147H75ZM89 146V147H88ZM93 146V147H92ZM110 146H112V147H110ZM113 146H117L116 148L115 147H113ZM213 146V148H211ZM226 146L227 147H229V148H226ZM14 146H13V148H15ZM59 147V148H58ZM75 147V148H74ZM78 147V148H77ZM87 147V148H86ZM97 147H99L98 148V150H97ZM198 147V148H197ZM252 147V149H255L254 150V153H252V154H255L256 152V147H254L253 148ZM262 147H264V143H263V145L261 146V148H258L259 150L260 149H262ZM82 148V149H81ZM96 148V149H95ZM101 148V149H100ZM197 148V149H196ZM203 148V149H202ZM234 148V149H233ZM16 149V148H15ZM25 149V150H24ZM32 149H33V152H32ZM58 149V150H57ZM73 149H75V150H73ZM84 149H85V151H84ZM90 151H89V150ZM93 149H94V152H93ZM114 149V150H113ZM196 149V150H195ZM237 149V150H236ZM251 149V150H252ZM264 149V148H263ZM7 150H9V152L7 151ZM23 150H24V152H23ZM27 150V151H26ZM48 150H47V152H48ZM54 150V151H53ZM73 150V151H72ZM101 150V151H100ZM122 150V151H121ZM184 150V151H183ZM186 150V151H185ZM224 150V151H223ZM251 150L249 151V152H251ZM259 150H257V151H259ZM14 151V152H13ZM39 151H40V154H42V156L43 157H45V159H46V157H48V158H52V160L51 159H48V162H49V160L51 161V162H49V163H52V165L50 166V165H48V163H44L46 160H44V162H43V157H38V156H40V154L37 156V154L36 153H39ZM58 151V152H57ZM61 151V152H60ZM78 152V154H77V152ZM83 151V152H82ZM92 151V152H91ZM98 151V152H97ZM104 151V152H103ZM115 151V152H114ZM119 151V152H118ZM201 151V153H200V155H199V153L198 152H200ZM202 151H203V153H202ZM228 151V152H227ZM253 151V150H252ZM262 151H264V150H260V152H257L256 153V155H252V157L253 156H256V157H254V159L252 160V158H251V153L249 154L248 153V156H250V157H246V158H250V159H245L252 167H257L258 168V170L255 168V170L256 171H251V172H253L252 174H253V176L254 177H257V175L258 176H261L258 172H260L261 174H263V171H264V167H263V165H264V152H262ZM27 152V153H26ZM64 152L65 153H67V154H64ZM68 152H69V154H68ZM72 152V153H71ZM82 152V153H81ZM90 152V153H89ZM99 152H101L100 154H99ZM102 152H103V154H102ZM107 152V153H106ZM111 153V154H109V153ZM184 152V153H183ZM187 152H188V154H187ZM189 152L192 154V156L189 154ZM193 152H194V154H193ZM197 152V153H196ZM4 153H5V155H4ZM17 153V154H18ZM25 153V156L23 157L22 156V154H24ZM32 153H35V156L32 154ZM84 153V154H83ZM104 153H106V154H104ZM161 154H160V157L159 156H157V155H159V154H155V153H153V154H155V157L156 158H167L168 157V154H166L167 152H160ZM162 153H164L165 155H167L166 157L164 156V154L162 155ZM183 153V154H182ZM259 153V154H258ZM29 154V155H28ZM33 156H31V155ZM76 154V155H75ZM83 154V155H82ZM86 154V155H85ZM90 154V155H89ZM97 154H99L98 155V157H97ZM117 156H116V155ZM152 154V153H151ZM152 154V155H153ZM185 154V155H184ZM247 154V153H246ZM263 154V155H262ZM28 155V156H27ZM63 155H66V156H64L63 157ZM78 155V156H77ZM92 155H93V157H92ZM96 155V156H95ZM190 155V157H192V158H187L188 156ZM245 155V154H244ZM16 156H17V160L18 161H16L15 159H16ZM30 156V157H29ZM53 156H55L54 155V153H53ZM80 156V157H79ZM154 156V155H153ZM182 156V158L180 159V157ZM183 156H185L184 158H183ZM201 156H203V155H201ZM200 156V157H201ZM242 156H243V154H242ZM242 156H240V157H242ZM247 156V155H246ZM260 156V158H258ZM5 159H4V158ZM37 159H36V158ZM83 157V158H82ZM90 157V158H89ZM97 159H96V158ZM197 157V158H198ZM9 158H10V160H9ZM20 158H22L21 159V161H20ZM31 158H33V160L31 159ZM204 158V157H203ZM37 160V161H35V160ZM63 161H62V160ZM75 159V160H74ZM212 159V158H211ZM1 160H3V161H1ZM5 160L7 161V162H5ZM83 160H85L84 162H83ZM93 161V162H91V161ZM207 160H209V159H207ZM207 160H205V161H207ZM217 160H220L221 162L223 161V159L222 158H217ZM217 160H214V162L215 163H217V165H218V162H217ZM8 161H10V162H8ZM60 161H61V163L64 165H61V163H60ZM65 161V162H64ZM77 161V162H76ZM80 161V162H79ZM90 161V162H89ZM95 161V162H94ZM179 161H178V163L177 162H175L176 164H177V167H181L180 165H179ZM188 161V162H189ZM212 161H213V159H212ZM219 161V162H220ZM263 161V162H262ZM14 162V163H15ZM20 162V163H19ZM22 162V163H21ZM69 162V163H68ZM75 162V163H74ZM209 162V164L210 163H213V162H211L210 160L209 161H207V163ZM252 162V163H251ZM257 162V163H256ZM259 162V163H258ZM261 162V163H260ZM6 163V164H5ZM9 163H11L10 165H9ZM32 163V164H31ZM74 163V164H73ZM92 163V164H91ZM184 163V164H183ZM204 163V162H203ZM214 163V165L212 164L210 167L211 168H209V164L208 165H206V164H202L201 163V165H202V167H203V169H202V167L201 166H199V169H200V167H201V169L199 170L198 168H196V171H197V173H198V175L200 176V177H202V178H204V179H206V181L207 182H210L211 184L213 183L216 187H218V186H220V187H223V189H224V187H227L229 184H230V182L232 181V179H240V178H238V177H240L239 175L237 176V174H236V171H234V170H232V169H234V168H232L231 167V169H229L228 167H227V169L226 168H219V170H218V167H217V165ZM8 164V165H7ZM28 164V166H26ZM54 164H55V166H54ZM68 164V165H67ZM72 164V165H71ZM87 164H89V166H87ZM91 164V165H90ZM262 164V165H261ZM6 165H7V167H6ZM14 165V166H15ZM39 165H38V167H39ZM44 165H45V168H44ZM48 165V166H47ZM254 165V166H253ZM11 166H13V165H11ZM13 166V167H14ZM21 166V167H20ZM32 166H34V167H32ZM49 166H50V168H49ZM54 166V167H53ZM70 166H72V167H70ZM74 166V167H73ZM76 166H78V167H76ZM213 166V167H212ZM26 167V168H25ZM28 167H30L29 169H28ZM47 167V168H46ZM65 167V168H64ZM76 167V168H75ZM86 169H85V168ZM87 167L88 168H90V169H93V171H90V169L89 170H87ZM185 167H192V166H190V165H186ZM205 167H208V168H205ZM217 169H216V168ZM226 167V166H225ZM263 168V169H260V168ZM20 168V170H18ZM52 168V169H51ZM60 168V169H59ZM62 168V169H61ZM35 169V168H34ZM49 169H51V170H49ZM54 169V170H53ZM211 169H214V171L213 170H211ZM26 170V171H25ZM37 170V171H38ZM45 170V171H44ZM58 170L60 171L59 173H58ZM65 170V171H64ZM221 170V171H220ZM261 170H263V171H261ZM20 171V172H19ZM24 171V172H23ZM36 171V170H35ZM68 171V172H67ZM19 174H18V173ZM27 172V173H26ZM40 172V171H39ZM50 172V173H49ZM63 172V173H62ZM66 173V175H65V173ZM70 172H72V173H70ZM17 173V174H16ZM22 173H24L26 176H23L22 175ZM33 174H35V173H37V172H32ZM32 173H29V174H31V178H33L34 177V175L32 174ZM153 173H155V172H153ZM210 173H212L211 174V176H210ZM250 173V172H249ZM248 173V175L247 176H249L250 177V175H251V173L249 174ZM255 173V174H254ZM257 173V174H256ZM20 175V176H19ZM36 175V174H35ZM37 175H38V173H37ZM36 175V177H38ZM154 175V174H153ZM204 175V176H203ZM206 175V176H205ZM58 176V177H57ZM62 176H63V178H62ZM66 176V177H65ZM216 176H220L221 177V183L222 184H220L219 185V180H217L215 177ZM4 177V178H3ZM16 177V178H15ZM208 177V178H207ZM209 177H210V179H209ZM211 177H213L214 179H216V180H214V179H212ZM10 178H12V179H10ZM22 178V180L24 181H21L20 179ZM30 178V179H31ZM52 178H54V179H52ZM64 178H65V180H64ZM225 178V179H224ZM231 178V179H230ZM27 179V178H26ZM33 179H35V178H33ZM222 179H224V181L225 180H227V182L225 181H222ZM230 179V180H229ZM3 180V181H2ZM32 180V179H31ZM69 180V181H68ZM111 180H113V182L115 181V183L117 182L115 179H112L111 178ZM210 180V181H209ZM214 180V181H213ZM10 181H12V183L10 184ZM21 181V182H20ZM49 182V184H48V182ZM53 181V182H52ZM60 181V182H59ZM216 181H218V182H216ZM230 181V182H229ZM237 181V180H236ZM59 182V183H58ZM82 182V181H81ZM24 183V186L22 185L21 186V184H23ZM57 183V184H56ZM78 183H80V182H78ZM84 183H86V181L85 182H83V183H81L80 185L82 186V188H83V191H85L84 190V188H87L86 186H88V185H86V184H84ZM224 183H229L228 185H226V184H224ZM3 184V185H2ZM74 184V183H73ZM83 184H84V186H83ZM15 187H14V186ZM28 185H30V184H28ZM86 185V186H85ZM117 187H122L121 186V184L119 185L118 184V182L115 184ZM226 185V186H225ZM2 187H5V188H2ZM14 187V188H13ZM54 187V188H53ZM219 187V188H220ZM8 188H10V189H8ZM22 188H23V190H22ZM48 189V190H47ZM226 189V188H225ZM12 190H10V191H12ZM13 190V191H14ZM52 192H51V191ZM87 190H88V188H87ZM15 191V192H16ZM46 191V192H45ZM15 192H11V193H13L12 195L10 194V192H9V194L8 195H10V196H8L9 197V199H8V197L6 198V199H8V200H6V202H9V200H10V198H11V201H12V198H14L13 200H15V198H16V200H18L17 199V197H15L14 196V193ZM16 192V196H17V193ZM24 192V193H23ZM50 192V193H49ZM85 192H87V191H85ZM1 194V193H0ZM49 194V195H48ZM51 194V195H50ZM82 195V198H83V200H82V198H81V195ZM20 195V196H21ZM43 195H45V196H43ZM85 195V197H88V195H86V194H84V192L82 193V192H79V195L77 196V198H75V196L76 195H74V197H73V199L75 198L77 201H75V199L74 200H72V201H75V202H72L71 204H70V207L72 208V209H74V205L76 204V202H77V204H76V207H78L79 208V210H80V207H84L85 208V206L87 205L88 206V204H89V206L90 207H92L91 205H93V203H94V200H90V199H93V198H91L90 196H89V199L87 198V199H84V196ZM49 196H50V198H49ZM52 196V197H51ZM18 197H19V195H18ZM22 197H19V200L18 201H23V202H25L26 200H24ZM41 197V198H40ZM49 198V200H48V198ZM78 197H80V198H78ZM20 198L22 199V200H20ZM26 199V198H25ZM45 199H47V200H45ZM78 199H79V201H78ZM35 200V201H34ZM37 200H38V202L39 201H41V202H37ZM43 200V201H42ZM51 200V201H50ZM82 200V201H81ZM28 201V200H27ZM27 201L25 202V203H27ZM46 201H48V202H46ZM13 202V201H12ZM82 202V203H81ZM86 203V204H85ZM1 204V203H0ZM30 204H31V206H30ZM32 204H33V206H32ZM47 207V206H49V207H47L46 209H44L45 208V206ZM49 204V205H48ZM74 204V205H73ZM82 204V206H79V205H81ZM72 205L74 206V207H72ZM88 206V207H89ZM2 207V204H1V206H0V208ZM34 207H36V208H34ZM87 207V208H88ZM89 207V208H90ZM38 208V209H37ZM77 208V209H78ZM88 208V209H89ZM235 208L236 207H234V208H231V209H228V212L226 213V215L229 217V215L228 214H231L232 213V211L234 212V214L232 215L233 216V218H234V216H237V215H235V214H245V213H243V212H245L246 210V208L244 209L245 211H243V208H240V209H237V210H235ZM238 208V207H237ZM86 209V208H85ZM35 210V211H34ZM46 210H47V212H46ZM82 210H83V208H82ZM230 210V211H229ZM237 211V212H235V211ZM239 210V211H238ZM243 211V212H241V211ZM74 212H76V208L73 210ZM227 210H225V212H226ZM33 212H34V214H33ZM46 212V213H45ZM78 212V211H77ZM76 212V213H77ZM80 212H81V210H80ZM84 212V213H83ZM83 212H81L82 214H86L87 213V211H84L83 210ZM86 212V213H85ZM240 212V213H239ZM255 212V211H254ZM253 212V213H254ZM81 213H77V214H81ZM220 213H224L223 211L222 212H220ZM253 213H251V216H250V218H255V219H259V218H261L262 217V214H264L263 213V210H258V211H256V213L255 214H253ZM225 214V213H224ZM78 215V219H81V217H83L84 215H80L79 216ZM224 216L223 217V215H222V218H221V216H219L221 219L219 220V218H218V216L216 217V218H218V219H216L215 221L216 222H214L212 225H211V227H212V229L210 230V232L208 233V238H209V234H213L214 232H216L217 230H220V229H222V227H223V221H225V223L227 224V223H229V222H231L230 220H233L232 218H230V220H229V218L227 217V216ZM237 217H239V216H237ZM237 217H235V218H237ZM228 218V219H227ZM223 219H225V220H223ZM10 220V221H9ZM218 220V221H217ZM36 221V222H35ZM5 222V223H4ZM10 222V223H9ZM13 223V222H12ZM219 223V224H218ZM224 223V224H225ZM7 224H9L8 226H7ZM35 224V225H34ZM220 224H221V226H220ZM24 225V226H23ZM30 225H31V227H30ZM23 228V229H22ZM240 228H241V225L239 226V229L235 232V234H234V237L235 238H238V235H239V233H240ZM25 232H24V231ZM27 230H29V231H27ZM12 231V230H11ZM15 231V232H14ZM21 232V233H20ZM19 233L21 234L20 236H18L19 235ZM26 233V234H25ZM56 235V234H55ZM58 235V234H57ZM56 235V236H57ZM23 236V238H21ZM27 238H26V237ZM28 236H29V239H28ZM31 236V237H30ZM54 236V235H53ZM55 236V237H56ZM210 236H212V235H210ZM10 238V239H11ZM17 238V239H16ZM30 238H36L35 240L33 239V241L30 239ZM57 238V237H56ZM56 238H54L53 237V239L58 243L59 241L60 242H62L63 243V239L61 240H57ZM59 238H61V237H58V239ZM63 238V237H62ZM9 239V240H10ZM28 240V242L26 241V242H23L22 240ZM20 242V243H18V241ZM32 241V242H34V243H32L31 245L29 244V241ZM76 240V239H75ZM73 241V240H72ZM76 241H78L79 243H77ZM75 241V243L76 244H80V241L79 240H76ZM60 242H59V244H60ZM17 243V244H16ZM25 243H27V244H25ZM75 243H72V246L73 245H76ZM85 244V243H84ZM87 245H85L86 247H84V245L83 246H81V245H78V249H77V252H78V250H79V252H81V254H83L82 253V251L86 248V250H84V254H85V251H87L88 253H89V248H91L90 246H88V244H89V242L88 243H86ZM22 245H23V247H22ZM92 245V244H91ZM79 246H80V248L82 247H84L83 249H81V251H80V249H79ZM88 246V247H87ZM74 247V246H73ZM201 247V248H200ZM203 247V248H202ZM222 247V246H221ZM75 248H76V246H75ZM74 248V249H75ZM162 248L164 249V250H162L161 249V251H162V253L164 254V252L166 251V248L164 247V246H162ZM264 248V247H263ZM30 249V250H29ZM92 249H93V245H92ZM91 249V250H92ZM202 249H204V246H198L193 252H191L190 254H189V256H190V258L192 259L194 256H197L199 253H201L202 252ZM13 250V251H12ZM76 250V249H75ZM263 251H261V253H262V255H264V249H262ZM12 251V252H11ZM161 251H160V254L159 255H161ZM78 252V253H79ZM83 254V255H84ZM193 254V255H192ZM11 255V256H10ZM22 256V257H20V256ZM25 255V256H24ZM87 255V254H86ZM159 255H157V256H155V258L156 257H158ZM261 255V256H262ZM14 256H15V258H14ZM19 256V257H18ZM24 257V258H23ZM215 257V256H214ZM12 258V260H10ZM18 258H19V260H18ZM20 258H21V260H20ZM157 259V258H156ZM10 260V261H9ZM16 260L18 261V263L16 262ZM152 260H154V259H152ZM216 260V257L212 260V262H214ZM20 261V262H19ZM3 262V263H2ZM5 262H7V263H5ZM11 262V263H10ZM96 262H97V260H96ZM174 262V261H173ZM172 262V263H173ZM177 262V263H176ZM176 262H174V264H179L181 261L179 260V262H178V260H176ZM94 263H95V261H94ZM103 262H101V261H98V264H102ZM172 263H170V264H172ZM103 264H105V263H103ZM149 264H154L153 263V261H151ZM182 264V263H181Z\"/></svg>",
  "mask_w": 264,
  "mask_h": 264
}]
</instances>
